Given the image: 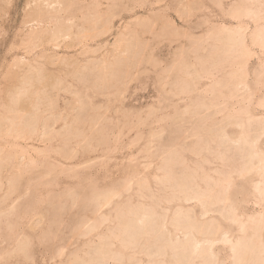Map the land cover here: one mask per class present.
<instances>
[{
  "label": "rangeland",
  "instance_id": "rangeland-1",
  "mask_svg": "<svg viewBox=\"0 0 264 264\" xmlns=\"http://www.w3.org/2000/svg\"><path fill=\"white\" fill-rule=\"evenodd\" d=\"M27 1V2H26ZM137 1V0H136ZM135 0H99V2H100V7H99V10L100 11H106L108 8L110 9V10H112V8H113V10L112 11H115V12H117V10H118V14L119 15H117V16H115L114 18H113V22H114V24H115V26L117 27V26H120V25H124L123 23H128V25H130V24H133V22H134V20L133 19H135V18H131V17H133V16H135L136 18H144V17H149V18H147V19H150L149 21L146 19V18H144V19H146L147 21H148V24L147 25H145L144 24V26H142V27H139V26H137L135 29V31L131 34V35H128L129 37H133V42L132 43H134V44H129L130 45V47H132V45H134L132 48H131V50H130V48H129V45H128V41H126L125 42V44H124V46H122L124 49H125V45L129 48L128 50H127V52H129V50H130V52L127 54V52L126 51H122L121 49H122V47L121 48H119L118 50H116L115 48H116V46H115V44H114V41H115V35H114V33H108V34H105V35H101L100 37L99 36H97V37H95L97 34L95 33V32H93V28H96V27H94L93 25H96L97 24V22H98V20H97V22H95V24L93 23V22H90V21H87L88 23H86L87 25V27L88 26H90V27H88V28H92L91 29V33H94L95 34V36L92 34V35H90L91 33H88V32H86V34H88V35H90L91 37H89L88 38V35H86L85 34V32H83L82 34L85 36H83V38L85 39H79V38H81L80 36H78L77 37V42L78 43H75V41H71V43H70V40L69 39H66L67 41L69 40V44L71 45V44H73L71 47H60V48H55V49H49L48 51H47V55L49 54L50 55V58L52 57V59L56 62H54L53 60H51L50 58V62L52 61V62H54L53 64H52V62H51V64L48 62V63H46V67H47V69H48V73H52L51 75V78L50 79H48V83L47 84H45L44 83V86H41V83L39 84V81H36L35 80V86H36V84L38 83V85H37V87H38V89H39V91L40 92H38V93H36L37 94V96H36V94L35 93H33L34 91H30V93H27V94H25L23 97H21L22 98V100H21V98H20V100L22 101V102H24L23 104V106L22 107H24V108H22L21 107V104L22 103H20V101H18V104L20 105L19 106V108L18 109H20V107L22 108V109H24V111L22 110V109H20V111L22 112V113H24L25 112V114H28V113H26L27 112V110L28 109H26L27 107L29 108V110H32V108H38L37 106H34L33 105V103L35 102L34 100H35V97H39L40 95L42 96V94H43V96H44V91H47V95H48V97H52V100L54 101L55 100V104L54 105H50V104H48V105H46L47 103H48V101H46V100H42V99H37V100H39L38 102H40V103H36L35 102V104L37 105V104H41V106H39V110L40 109H43L44 110V112L42 111V110H40V111H42V114L45 116V115H47V117H45L44 118V120L45 119H48L47 120V123H46V121H45V124H44V126L42 125H40L38 128V131H39V133H38V131H37V133H38V135H37V137H36V134L37 133H35V135H33L32 136V138H31V140L29 141V140H27V141H22V140H20L19 141V144L20 145H18L19 147H21V148H23V145L25 146V147H27V149H29L30 150V154H32L33 156H31L30 155V159L28 160V163L26 164V160L25 159H15L16 161L18 160H20L21 161V163L19 164L18 163V161L16 162V161H14L13 160V167H11V170H8V169H10V168H6L5 167V169H7V170H5L4 169V167H3V169H4V171H5V173H4V171L2 170V173H3V175L5 176L4 178H3V180L4 181H2L3 183H2V186H1V194H0V213H2L3 212V214H0V239L2 238V233L1 232H5V230L7 229V226L5 225L7 222H5V220L7 219V220H10V219H12V220H14V218H15V221H18L19 219L17 218L16 219V217L18 216V214H17V212H19L18 210H19V208H18V210H17V207H16V213H12V215L10 216V213H11V210H12V207L13 208H15V204H16V206H18V207H20V205L21 204H23V203H25V202H27L29 199H33V200H35L36 202H34L35 204H36V206H37V211H39V212H37V211H35V212H37L36 214H38V213H42V216H44V218H39V216L41 215V214H38V215H36L35 214V212H30L29 214H27L26 216H27V218L25 217V219H20L19 221H18V224L15 222V224H16V227L15 228H17L18 230L20 229V231H18V230H13L14 231V233H12L13 235H10L9 237H8V239H7V237H4L5 238V240L4 239H1V241H0V255L2 254V253H7L8 251H9V253H7V254H2V257L0 256V264H9V263H11V264H66V262L67 261H69L70 259H72L73 260V262L71 263V264H76L77 262V264H97V263H100V264H107V263H109V264H113V261L111 262L110 260L111 259H108V258H106L107 257V255H109V253L107 254L106 252H104L105 253V255H100V254H98V257H101V256H104V261L102 260V258L103 257H101V258H96L95 257V255L97 254L96 253V251H97V248L96 247H99V245H98V243H100L99 242V239L96 237V235L98 234H96L95 232L97 231V232H105V228H107V230L106 231H109V232H111V230H113L114 231V229L117 231V232H119V233H121L122 231V233H123V235H122V233H121V235H122V238H123V240H124V242L126 241V240H128V242H127V244H130L131 242V246L133 247V248H135V246H136V249H138V247L139 248H142L143 246H142V244L143 245H145V248L143 249V250H145L144 252L146 253H149L150 255H152V256H150V255H148L147 253V256H145L144 255V257H143V255H142V262L144 261H146V259L148 258V256H149V258H150V260L152 261V260H154V257L156 258V259H158L157 261H155V264H157V262H158V264H159V262H160V264H162V262L160 261L161 260V255L163 256L164 254V251L163 250H168L167 252H172L171 253V255L173 254H176L177 255V260L175 261V259H176V257L174 258L173 256V259H172V263L173 264H182V263H184V264H188V262H190L191 261V259H193L194 258V256L196 257L197 255H196V253L199 255H202L204 258V260L206 261V259L208 258H206V253H204L205 255H203V251H207V252H209V248H208V244H209V242L207 241L206 242V240H204L203 239V241L200 243V244H198L199 246H198V250L197 251H195L194 252V250H196V248H194L196 245H197V241H195L194 240V238H193V233L191 232L192 230H193V232H194V230H196V229H198V230H196V231H198V232H194V233H196V235H198V233H199V227H200V225L202 224V223H204V229H205V231H204V229L202 228V229H200L201 230V235H198V236H200V237H202L203 236V234H205V235H209V233H210V231H213V228H210V227H212V226H210L211 225V222H210V220L212 221V220H215V219H217V220H220L221 222H222V224L224 225V226H227L228 225V221L226 220L227 219V217H229V215L228 214H230L231 212L229 211V213H228V211L226 212V209L228 210L229 208H223V206H224V204H223V206L221 205V203H218L217 201H214L211 197H210V201H209V204H208V206L209 205H216V207L214 206L213 208L214 209H216L217 208V210H213V208H212V210L209 212V214H207L206 216H205V218L202 220V219H198V220H196L197 218L195 217V215H194V213H193V210L192 209H190L191 210V212L189 213V208L188 209H179V210H182V212H183V210H184V213L182 214L181 212H180V214L183 216V217H180V216H177V218L176 219H179L178 221L180 222V224L178 225L177 223L174 225V223L175 222H177L175 219H174V222H173V220L171 221L170 219V221L173 223L172 225L174 226V230L175 231H168V229L166 230V229H163V227H165L164 226V224H163V219H162V217L161 216H163V214L162 213H164V211H162L163 210V208L160 206H158V208H156V206L155 205H153V207L151 206L150 208L149 207H147V209H146V207L144 206V208L146 209H143L141 206H138V207H136V210H137V213H138V215H135L134 213H136V210H135V208H132V207H130L129 209H127L126 211H124L123 213L124 214H128L127 216H126V218H128L129 217V222L128 223H126L127 221H128V219H127V221L126 220H123L124 222H121V221H118V223H117V219L116 220H114V221H109V220H106L105 221V217H106V215H107V213H108V211H110L111 210V208L113 209V207H115V205L118 203V202H123V201H125V199L127 198L125 195H127L128 193H131L132 191V188H133V186H135V183L136 182H138V179H134V180H136V182L134 183V180H132V181H130L131 182V186H129L130 185V182L128 183V182H126L125 181V179H123V169H124V166H127L128 164H133V165H137V166H139V168H143L144 167V165H146V163H148L149 162V160H150V158L151 157H154L153 159H152V163L150 164L151 166H150V170L152 171H155V169L158 167V165H162V163L165 161V164H163V165H165L164 166V170H166V168L168 167V166H170V169H169V167L167 168V171H168V169L169 170H171V168H172V166L171 165H173L174 163L173 162H175V161H172V160H176V165L174 164L173 165V169H175V170H173L172 169V171H171V173H169L170 171H168L167 173H169L168 175L167 174H165V176H164V174L162 175L163 176V178H162V176H161V178H160V180H159V184L161 185V187H165V185H163V183L164 184H166L167 182L166 181H168L171 185H172V187H174V188H171V185L169 184V186H168V183L166 184V187L168 186L169 187V189H171L172 190V192L173 193H177L178 191H180L181 190V192L183 193V194H185V198H187V196L189 197V194H190V196H191V193H192V195H193V193H194V195H197V194H201V193H203V192H200V191H203V190H201L197 185H195V183L194 182H192V180L190 181L189 180V177L191 176V175H188L189 173H188V171H189V169L187 170V164L186 163H184L183 161H181V162H179L178 160H179V158H178V155H177V153L179 154V149H180V146L182 145L183 147L184 146H188L189 144H190V146L192 147V143H193V145H196L197 146V144L200 146V149H199V147L197 146H194L196 149L198 148L199 149V154L197 153V152H194L195 150H194V147L193 148H190L189 149V151L187 150V151H185L184 152V154H185V156H186V159H187V163L189 164V165H193L196 161H201L202 160V158H205V157H207L208 158V160H210V161H212V162H210V163H208V164H206L205 166L206 167H208V168H215V167H217V168H221V161H223L224 159L225 160H227V159H235L236 161V164H237V166L238 167H245V165H246V167L247 166H249L248 164H246V162H247V160H249L250 162H251V156H253V155H251V154H253V144H250V142H251V140H249V145H248V141H243V143H240L239 141H241L242 142V139H238L237 140V138L235 139V140H237V141H233V140H231L230 142H229V140L230 139H228V138H225V134H224V131H223V127L225 126L224 124H222V122H223V119L225 118V117H223V114L222 113H217L216 115H214V116H212V117H210V118H206V117H208V115L211 113V109H207V112H206V110H204V112L203 111H201V109H204V108H202V106H204L205 107V101L204 100H202L203 101V103H202V106L201 107H199V105H201V103H200V101H198V102H196L195 101V95L196 94H193V96H192V98H181L180 96H178V95H176V97H175V92L176 91H178L179 89H177L178 87H179V85H181V84H183L185 81L184 80H188L189 78H190V74H188L187 76L186 75H184V72H183V76H182V74H181V71L179 72V70H177V69H179V67H181V65L182 66H185L184 67V69L186 68V69H188L187 67L189 66H191V65H193L194 66V64H192V61H193V63H194V58L196 57V55H197V53H199L200 52V54L201 55H203L202 56V58L203 59H205V56L207 55L208 56V54H210L209 52L211 51V50H208V48L210 47V46H212L211 44H209V42H211L212 43V41L210 40V38H212V34H210L211 33V29L212 28H215L217 25H219V24H221L222 22L227 26L228 24L227 23H225L223 20H229V16L225 13L227 10H226V8L227 9H229L228 7H231V8H233V6L235 7V5H236V3H237V1H235V0H218L219 2H217V0H147V3H146V1H145V3H146V5H142V6H140L139 7V5L137 4V2H136ZM149 1V2H148ZM216 1V2H215ZM4 2V3H3ZM29 2V4H27ZM78 2L80 3V5H82V6H85V5H87L88 3H90L91 4V2H92V0H78ZM123 3V5L125 4L127 7L126 8H120V6H118L119 4L118 3ZM235 2V5L233 4ZM9 3V4H8ZM31 3H33L32 2V0H0V108H1V103H3L4 102V100H7V94H6V91H5V87H6V82H5V80H4V78H3V76H5V75H7V72H6V74H4V72L6 71V69L8 70L9 69V67H10V65L12 64V62H13V59H15V58H20V56L22 57V56H25L23 59H22V63L23 64H21V68L19 69V68H17L16 69V67L15 68H13V70H15V71H17L16 72V76H20L21 75V73L24 71V67L27 65V63L26 62H28V60H29V58L31 59V58H33V57H35L37 54H39L40 52H41V49L40 48H37V49H34L31 53H29V54H25V52H24V50L18 45V41H19V38H20V36L22 35V33H24V31H26L27 29H30L29 27H30V24L29 23H27V19L29 18L27 15H28V13L31 11V9L33 10L34 8H35V6L33 7V5L31 4ZM108 3V4H107ZM217 3H219V4H217ZM229 3H230V5L231 6H229ZM25 4H27V5H29V6H27V5H25ZM34 4V3H33ZM215 4V5H214ZM221 4V5H220ZM233 4V5H232ZM35 5V4H34ZM42 5V4H41ZM109 5H111V6H109ZM128 5H130V7H128ZM148 5H150V7L148 6ZM25 6H27V7H25ZM132 6V7H131ZM219 6H220V9H219ZM33 7V8H32ZM56 8H57V5L55 6ZM156 7V8H155ZM45 8H47V9H52V8H50V7H45ZM54 8V7H53ZM148 8L150 9V10H148ZM25 9V10H24ZM122 11H121V10ZM124 9V10H123ZM219 10H221V11H219ZM225 10V12H223ZM231 9H229V11H230ZM104 11V12H105ZM119 11H120V13H119ZM152 11V12H151ZM150 12V13H149ZM211 12V13H210ZM95 13V12H94ZM185 13V14H184ZM27 14V15H26ZM81 14H83V13H81ZM80 14V12L78 13V17L76 18L77 19V21H76V19L74 20L76 23H83L84 21V16L83 15H81ZM152 14V15H151ZM204 14V15H203ZM225 14V15H224ZM81 15V16H80ZM147 15V16H146ZM180 15V16H179ZM214 15V16H213ZM23 16H25L24 18H23ZM80 17V18H79ZM81 17L83 18V19H81ZM209 17V18H208ZM79 18V19H78ZM203 19V20H202ZM206 19H208V20H206ZM25 20V21H24ZM78 20H80V22L78 21ZM137 19H135V21H136ZM165 20V21H164ZM222 20V21H221ZM83 21V22H82ZM132 21V22H131ZM202 21V22H201ZM26 22V23H25ZM154 22V23H153ZM212 22V23H211ZM232 23H236V22H233V21H231ZM93 23V24H92ZM145 23H146V21H145ZM165 23V24H164ZM163 24V25H162ZM212 24V25H211ZM214 24V25H213ZM19 25V26H18ZM230 25V24H229ZM228 25V26H229ZM233 25V24H232ZM141 26V25H140ZM167 26V27H166ZM221 27H223L222 25H220ZM219 26V27H220ZM5 27V28H4ZM18 27V28H17ZM146 27H148V28H146ZM158 27V28H157ZM212 27V28H211ZM140 28V29H139ZM171 28V29H170ZM179 28V29H178ZM4 29V30H3ZM21 31H20V30ZM144 29V30H143ZM186 29V30H185ZM97 30V29H96ZM139 30V31H138ZM157 30V31H156ZM175 30V31H174ZM185 30V31H184ZM209 30V31H208ZM133 31V30H132ZM138 31V37L137 38H139L138 40H137V38H136V36H137V34H136V32ZM141 31V32H140ZM174 31V32H173ZM149 32H150V34H149ZM169 32V33H168ZM177 32V33H176ZM206 32H208V33H206ZM213 32V31H212ZM3 33V34H2ZM155 33V34H154ZM181 33V34H180ZM204 33H206V34H204ZM19 34V35H18ZM184 34V35H183ZM186 34V35H185ZM198 34H199V37H198ZM154 35V36H153ZM168 35V36H167ZM177 35V36H176ZM208 35H211V36H207ZM164 36V37H163ZM171 36V37H170ZM174 36V37H173ZM181 36H184V37H181ZM94 37V38H93ZM157 37V38H156ZM170 37V38H169ZM189 37V38H188ZM91 38V39H90ZM142 38V39H141ZM148 38V39H147ZM184 38V39H183ZM195 38V39H194ZM203 38V39H202ZM208 38V39H207ZM63 38H60V41L62 40ZM76 39V38H75ZM75 39H73V40H75ZM78 39H79V41H85V43H84V41L81 43V42H79L78 41ZM95 39V40H94ZM114 39V40H113ZM152 39V40H151ZM163 39V40H162ZM199 39V40H198ZM201 39H202V41H201ZM111 40H113V43H112V41ZM141 40V41H140ZM166 40V41H165ZM145 41V42H144ZM151 41V42H150ZM158 41H159V43H158ZM205 41V42H204ZM73 42V43H72ZM142 42V43H141ZM154 42H156V43H154ZM161 42V43H160ZM200 42V43H199ZM75 43V44H74ZM80 43V44H79ZM104 43H109V46L107 45V44H105V45H107L106 47H102V46H104L103 44ZM110 43H112V46H111V44ZM124 43V42H123ZM151 43V44H150ZM181 43H182V45H181ZM205 43V44H204ZM61 44H63V43H61ZM82 44V45H81ZM102 46H101V45ZM141 44V45H140ZM207 44V45H206ZM16 45V46H15ZM187 45V47H184V46H186ZM202 45H203V47H202ZM208 45H210V46H208ZM86 47V49H85V47ZM136 46V47H135ZM142 46V47H141ZM144 46H146V47H144ZM153 46H154V48H153ZM156 46V47H155ZM157 46H158V48H157ZM207 47V48H205V47ZM11 47V48H10ZM15 47V48H14ZM16 47H18V48H16ZM20 47V48H19ZM82 47V48H81ZM100 49H99V48ZM137 47H138V49H137ZM198 47V48H197ZM139 48H141L140 50H139ZM156 48V49H155ZM182 48V49H181ZM184 48H186V49H184ZM194 48V49H193ZM212 48V47H211ZM98 49V50H97ZM112 51H111V50ZM135 49V50H134ZM145 49V50H144ZM202 49V50H201ZM204 49V50H203ZM7 50V51H6ZM10 50V51H9ZM133 50H134V52H133ZM150 50H151V52H150ZM176 50V51H175ZM182 50V51H181ZM184 50V51H183ZM185 50H187V51H185ZM256 50H257V52H258V55H262L261 54V52H260V50L258 49V48H256ZM66 51V52H65ZM106 51V52H105ZM122 51V52H121ZM132 51V52H131ZM190 51V52H189ZM57 52V53H56ZM114 52V53H113ZM119 52H120V54H119ZM126 52V53H125ZM141 52V53H140ZM181 52V53H180ZM182 52H185L186 53V56L184 55V54H182ZM194 52V53H193ZM197 52V53H196ZM7 53V54H6ZM24 53V54H23ZM60 53V54H59ZM113 53V54H112ZM150 53V54H149ZM159 53V54H158ZM178 53V54H177ZM53 54V55H52ZM77 54V55H76ZM116 54V55H115ZM118 54V55H117ZM137 54H139L138 56H137ZM60 55V56H59ZM110 55H112V56H110ZM152 55V56H151ZM182 55V58L184 57L185 58V61H182L183 59L182 58H180L179 56H181ZM195 55V57H193ZM201 55H199V56H201ZM55 56V57H54ZM64 56H65V58H64ZM118 56V57H117ZM142 56V57H141ZM263 57H264V55H262ZM99 57V58H98ZM101 57V58H100ZM103 57V58H102ZM105 57H107L106 59H105ZM124 57L127 59V61L126 60H124ZM128 57V58H127ZM157 58V59H155V58ZM149 58V59H148ZM151 58H153V59H151ZM194 60H193V59ZM255 58V57H254ZM252 59L251 60V65L252 66H254V65H256V63H258L257 62V60H256V58L255 59ZM28 59V60H27ZM56 59V60H55ZM99 59V60H98ZM103 59H105L104 61H103ZM182 59V60H181ZM187 59V60H186ZM62 60H64V61H62ZM98 60V61H97ZM129 60H131L130 61V63H129ZM145 60V61H144ZM151 60H153V62H151L150 63V61ZM177 60V61H176ZM184 63H188V61H189V63H191V64H189L188 63V65L186 64H183V63H181V61ZM2 61V62H1ZM111 61H112V63H111ZM158 62V64L157 63H155V62ZM162 61V62H161ZM61 62V63H60ZM124 62H126V63H124ZM179 62L181 63L180 65H179ZM25 63V64H24ZM71 63V64H70ZM97 64V65H94V64ZM99 63V64H98ZM108 63H109V66H111V67H109L108 66ZM118 63H120V64H118ZM132 63V64H131ZM155 63V64H154ZM175 63V64H174ZM86 64V65H85ZM105 64V65H104ZM106 64H107V66L108 67H106ZM111 64V65H110ZM156 65V66H151V65ZM74 65H76L75 67H74ZM85 65V66H84ZM90 65V66H89ZM101 65H103V66H101ZM116 65H117V67H116ZM129 65V66H128ZM179 65V66H178ZM204 65H206V64H204ZM23 66V67H22ZM92 66H94V67H92ZM105 66V68L103 69V67ZM113 66L115 67V68H113ZM131 66V68H129ZM134 66H135V68H134ZM138 66V67H137ZM167 66V67H166ZM193 66H191V67H193ZM74 67V68H73ZM90 67H92V68H90ZM101 67V68H100ZM118 67H120V68H118ZM128 67V68H127ZM137 67V68H136ZM153 67V68H152ZM175 67V68H174ZM94 68V69H93ZM106 68H107V70H106ZM164 68V69H163ZM73 69V70H72ZM96 69V70H95ZM128 69V70H127ZM133 69V70H132ZM140 69V70H139ZM142 69V70H141ZM144 69V70H143ZM147 69H148V71H147ZM167 69H169L168 71H167ZM181 69H183L182 67H181ZM186 69H185V73H186ZM190 69V68H189ZM188 69V70H189ZM193 69V68H192ZM118 72H117V71ZM128 71V72H125V71ZM158 70V71H157ZM227 70H229L228 68H226L225 69V71H223V72H220L219 74H218V76L219 77H222L223 76V73L224 72H226ZM77 71V72H76ZM92 71H93V74H92ZM95 71V72H94ZM115 71V72H114ZM132 71V72H131ZM71 72V73H70ZM112 72V73H111ZM139 72V73H138ZM63 73H64V75H63ZM70 73V74H69ZM82 73V74H81ZM103 73V74H102ZM105 73V74H104ZM115 73V74H114ZM132 73V74H131ZM159 74V75H156V74ZM163 73V74H162ZM2 74H4V75H2ZM32 73H27V75H30L31 77L33 76V78L34 77H37V75H35L34 73L31 75ZM87 74H88V76H87ZM137 74V75H136ZM140 74V75H139ZM187 74V73H186ZM134 75H136V76H134ZM60 76V77H59ZM91 76H92V79H90L91 78ZM110 76V77H109ZM111 76H112V78H111ZM192 76V75H191ZM73 77V78H72ZM100 79H99V78ZM103 77V78H102ZM128 77V78H127ZM132 77V78H131ZM135 77H137V78H135ZM59 78V79H58ZM110 78V79H109ZM129 78H130V80H129ZM135 78V79H134ZM160 78V79H159ZM58 79V80H57ZM60 79L61 80H64V81H60ZM90 79V80H89ZM104 79H106V80H104ZM172 79H174V80H172ZM88 80V81H87ZM112 80H114V81H112ZM126 80V81H125ZM127 80H128V82H127ZM158 80V81H157ZM52 81V82H51ZM58 81H60V82H58ZM80 81H81V83H80ZM95 81V82H94ZM107 82V85H103V84H105L106 82ZM130 81V82H129ZM37 82V83H36ZM82 82H83V85H82ZM90 82V83H89ZM102 82V83H101ZM113 82V83H112ZM117 82V83H116ZM125 82L128 84H125ZM146 82V83H145ZM155 82V83H154ZM166 82V83H165ZM168 82V83H167ZM53 83H56V85L54 86V84ZM108 83L110 84V85H108ZM120 83H122V85H121V87H119V88H121L122 89V91H121V89L119 90L117 87L118 86H120ZM152 83H153V86H151L152 85ZM171 83V84H170ZM5 84V86H3ZM58 84V85H57ZM68 84H70V85H68ZM102 86H100V85ZM161 84H163V85H165V86H161ZM169 84H170V87H169ZM40 85V86H39ZM45 85H46V87H45ZM84 85L86 86L85 87V89H84ZM93 85H94V87H93ZM111 85H115V86H117L116 88L115 87H112ZM160 85V86H159ZM2 86V87H1ZM35 86L33 87V90L35 89ZM69 86V87H68ZM83 86V87H82ZM89 86V87H88ZM100 86V87H99ZM104 86V87H103ZM123 86V87H122ZM157 86V87H156ZM43 87H44V90L42 91V89H43ZM49 87V88H48ZM53 87V88H52ZM58 87V88H57ZM67 87V88H66ZM80 87H82L81 89H80ZM161 87H163V88H161ZM168 87H169V89H168ZM176 88V90L174 89V88ZM46 88V89H45ZM67 90H66V89ZM90 88H92V89H90ZM96 88V89H95ZM142 88V89H141ZM180 88V87H179ZM32 89V88H31ZM59 89V90H58ZM79 89H80V92H79ZM103 89V90H102ZM124 89V90H123ZM155 89H157V90H155ZM167 89L168 90H171L170 92H166L167 91ZM174 89V90H173ZM48 90H50V91H48ZM53 92H52V91ZM63 90H66V92L65 91H63ZM86 90V91H85ZM108 90V91H107ZM112 90V91H111ZM126 90V91H125ZM136 90V91H135ZM63 91V92H62ZM75 93H74V92ZM80 93H78V92ZM117 91H120V92H118L117 93ZM158 91V92H157ZM162 91V92H161ZM165 91V92H164ZM175 91V92H174ZM42 92V93H41ZM86 92V94H83V93H85ZM93 92H94V95H95V97L93 96ZM110 92H111V94H110ZM116 92V93H115ZM122 92H124L123 94H121ZM174 92V93H173ZM33 93V94H32ZM74 93V94H73ZM104 93H107V94H105L104 96L105 97H103L102 95L104 94ZM172 93V94H171ZM58 94V95H57ZM102 94V95H101ZM28 95V96H27ZM32 95H34V96H32ZM57 95V96H56ZM85 95H87V97L85 96ZM114 95L116 96L117 95V97H114ZM121 95V96H120ZM127 95V96H126ZM159 95H161V96H159ZM172 95H173V97H172ZM3 96V97H2ZM42 96V97H43ZM46 96V95H45ZM61 96V97H60ZM81 96V97H80ZM113 96V97H112ZM83 97V98H82ZM91 97V98H90ZM118 97H120V98H118ZM157 97V98H156ZM25 98H26V100H25ZM57 98V99H56ZM70 98V100H66V99H69ZM90 98V99H89ZM113 98H116V100L115 99H113ZM152 98V99H151ZM75 101H74V100ZM105 99V100H104ZM114 101H113V100ZM118 99H120V100H118ZM166 99V100H165ZM3 100V101H2ZM73 102H72V101ZM86 100V101H85ZM163 100V101H162ZM91 101V102H90ZM102 101V102H101ZM121 101V102H120ZM67 102V103H66ZM97 102L98 103H100L101 105H98L97 104ZM42 103H44V104H42ZM68 103H69V105H68ZM103 103H105V104H103ZM121 103V104H120ZM174 103V104H173ZM17 104V103H16ZM18 104L17 105H15V106H18ZM31 104V106H29ZM67 104V105H66ZM71 104V105H70ZM87 104V105H86ZM90 104L93 106V108L90 106ZM117 104H118V106H117ZM171 104H173V105H171ZM189 104V105H188ZM204 104V105H203ZM26 105H27V107H26ZM33 105V106H32ZM46 105V106H45ZM56 105V106H55ZM81 105V106H80ZM83 105H85V108H84V106ZM104 105V106H103ZM157 105V106H156ZM177 105V106H176ZM197 107H196V106ZM55 106V107H54ZM70 106H72V107H70ZM97 106L99 107L98 109H97ZM100 106H101V108H100ZM110 106V107H109ZM155 106H156V108H155ZM183 106V107H182ZM32 107V108H31ZM50 107V108H49ZM79 107H80V109H79ZM91 107V108H90ZM115 107H117V108H115ZM152 107H153V109H152ZM4 108V107H3ZM17 108V107H16ZM74 108V109H73ZM113 108H115V110L113 109ZM122 108V109H121ZM130 108V109H129ZM173 108H175V109H173ZM186 108H187V110L189 109V112H190V114H189V112L186 110ZM65 109V110H64ZM84 109V110H83ZM85 109H87V110H85ZM123 109H125V110H123ZM176 109H178L177 111H176ZM186 110L187 111V113L185 114V113H183L182 114V111L181 110ZM191 109H193V110H191ZM198 109H199V111H198ZM3 110H5V109H3ZM28 110V111H29ZM50 112H49V111ZM55 110V111H54ZM60 110V111H59ZM116 110H118V111H116ZM127 110V111H126ZM151 111V112H149V111ZM175 110V111H174ZM39 111V112H40ZM65 111V112H64ZM109 111V112H108ZM114 111H116V112H114ZM147 111H148V113L149 114H153V115H149V117H147V115H148V113H147ZM174 111V112H173ZM183 111V112H184ZM60 112V113H59ZM79 112H80V114H79ZM83 112V113H82ZM86 112V113H85ZM144 112V113H143ZM179 112H181V113H179ZM202 112V113H201ZM12 113V112H11ZM10 113V114H11ZM17 113V112H16ZM47 113V114H46ZM53 113V114H52ZM70 113V114H69ZM103 113H105L104 115H103ZM107 113V114H106ZM163 113V114H162ZM176 113V114H175ZM205 113V114H204ZM9 114V113H8ZM20 114V113H19ZM41 114V115H42ZM59 114V115H58ZM62 116H61V115ZM68 114H69V116H68ZM83 114H85V116L83 115ZM93 114H95V116L93 115ZM102 114V115H101ZM135 114V115H134ZM146 114V115H145ZM170 114V115H169ZM172 114H174V115H172ZM12 115V114H11ZM42 115V116H43ZM79 115V116H78ZM89 115V116H88ZM91 115V116H90ZM138 115V116H137ZM164 115V116H163ZM178 115V116H177ZM192 115V116H191ZM264 115V114H263ZM262 114H261V116H263ZM23 116H27V115H23ZM28 116H29V114H28ZM43 116V117H44ZM81 116V117H80ZM83 116H84V120H83ZM106 116V117H105ZM109 116V117H108ZM111 116V117H110ZM127 116V117H126ZM166 116V117H165ZM174 116V117H173ZM257 116V115H256ZM259 116H260V114H259ZM258 116V117H259ZM259 117V119L260 118H262V117ZM50 117V118H49ZM56 117V118H55ZM61 117V118H60ZM88 117V118H87ZM95 117V118H94ZM98 117V118H97ZM136 117H138V119L136 118ZM157 117V118H156ZM195 117V118H194ZM258 117H256V118H258ZM77 120H75V119ZM87 118V119H86ZM99 118H100V120H99ZM107 118H108V120H107ZM127 118V119H126ZM137 120H136V119ZM154 118H155V120H154ZM159 118H161V119H159ZM176 118V119H175ZM184 118H186V119H184ZM187 118H188V120H187ZM54 119H56V120H54ZM62 119V120H61ZM65 119V120H64ZM73 119V120H72ZM97 119V120H96ZM132 119V121H130ZM145 119V120H144ZM157 119H158V121H157ZM180 119V120H179ZM228 117H226L225 118V121L224 122H226V124L227 123H229L228 122ZM232 119V120H231ZM255 119V118H254ZM253 119V120H254ZM259 119H255L254 121L257 123V121L256 120H258V121H260ZM263 119H264V117H263ZM89 120V121H88ZM107 120V121H106ZM111 120V121H110ZM177 120V121H176ZM230 120L231 121H233L234 120V118H230ZM252 119H250V122L249 121H247V125H251V126H255L254 128L252 127V129H255V128H257V124L259 125L258 127L259 128H257V129H255L256 131L259 129V131L257 132V134H259L262 130H261V126H260V123L258 122L257 124H253V121ZM54 121H56V122H54ZM60 121V122H59ZM63 121V122H62ZM69 121H71V123H72V121H73V123L72 124H70V122ZM75 121H76V123H75ZM86 121V122H85ZM100 123H99V122ZM136 121H139V122H136ZM154 121V122H153ZM182 121V122H181ZM187 121V122H186ZM222 121V122H221ZM77 122H78V124H81L82 122H84V124L82 125V126H78V124H77ZM108 122V123H107ZM116 122H117V125H115L116 124ZM119 122V123H118ZM157 122V123H156ZM213 122L215 123V125L216 126H212V125H214L213 124ZM223 122V123H224ZM56 123V124H55ZM61 123V124H60ZM65 123H69L68 125H69V127H68V125L67 124H65ZM104 123V124H103ZM123 123H126V124H124L123 126H121ZM128 123V124H127ZM141 123V124H140ZM219 123V124H218ZM253 125H252V124ZM46 124H48V125H46ZM54 124V128H56L55 130H57L58 128H59V130H58V132L56 131L55 133H58V134H56L57 136H53L52 135V133L54 134V132H50V129H54L53 128V125ZM75 124H76V126H75ZM92 124V125H91ZM221 124V125H220ZM66 125H67V127H68V129H67V127H66ZM163 125V126H162ZM249 125V127H251ZM59 126V127H58ZM73 126H75V128H76V130H75V128L72 127ZM79 128H81V129H83V130H81V129H79ZM84 126V127H83ZM89 127L88 129H87V127ZM92 126V127H91ZM106 126H107V128H106ZM115 126V127H114ZM121 126V127H120ZM140 126V127H139ZM162 126V127H161ZM181 126V127H180ZM199 126V127H198ZM218 126V127H217ZM44 127V128H43ZM58 127V128H57ZM62 127V128H61ZM64 127V128H63ZM66 127V128H65ZM83 127V128H82ZM98 127V128H97ZM118 127V128H117ZM158 127H160V129L158 128ZM176 127H177V129H176ZM221 127V128H220ZM71 128V129H70ZM99 129V130H97V129ZM131 128V129H130ZM161 128H162V130H161ZM180 128V129H179ZM216 128V129H215ZM46 129V130H45ZM207 129H209V130H207ZM214 129L217 131V133H218V135H217V133H216V131L214 132ZM220 131H219V130ZM221 129H222V131H221ZM251 128H250V130H252ZM73 130V131H72ZM84 130H86V131H84ZM117 130H119V134H118V132H116ZM157 130V131H156ZM161 130V131H160ZM165 130V131H164ZM188 130H189V132H188ZM226 130L228 131V132H238L240 129L238 128V127H236V126H227V128H226ZM41 131L43 132V131H45V132H43L44 134H46V133H50L49 134V136L46 134V139H45V137L44 136H42V134H41ZM52 131V130H51ZM54 131V130H53ZM64 131V132H63ZM80 131V132H79ZM82 131H84V132H82ZM107 131V132H106ZM109 131V132H108ZM129 131V132H128ZM137 131V132H136ZM148 131V132H147ZM154 131H156V132H154ZM180 131V132H179ZM186 131V132H185ZM211 131V132H210ZM254 131V130H253ZM59 132H60V134H59ZM63 132V133H62ZM95 132V133H94ZM99 132V133H98ZM101 132V133H100ZM150 132V133H149ZM213 132V134H212V136H211V139L212 140H209V144H206L207 146H205L204 144V142H206V140H207V138H209L208 137V135H210L211 133ZM223 134H222V133ZM65 133V134H64ZM89 133V134H88ZM127 133V135H125ZM135 135H134V134ZM141 133H142V135H141ZM158 133H160V134H158ZM199 133V134H198ZM216 133V134H215ZM220 133V134H219ZM255 133V131L254 132H250V134H254ZM103 135L102 137L100 136V135ZM110 134V135H109ZM122 134V135H121ZM148 134V135H147ZM158 134V135H157ZM206 134V135H205ZM256 134V133H255ZM58 135H60V137L62 136V138H60ZM67 135V136H66ZM79 135V136H78ZM88 135V136H87ZM115 135V136H114ZM151 135V136H150ZM152 135H155V136H152ZM164 135V136H163ZM217 137H216V136ZM39 136H40V138H42V140L39 138ZM55 138V139H52L53 137ZM65 136V137H64ZM70 136V137H69ZM72 136V137H71ZM78 136V137H77ZM82 136V137H81ZM113 136V137H112ZM138 138H137V137ZM189 136H191V137H189ZM197 136V137H196ZM50 138V141H49V139H47V138ZM66 137H69V139L71 138V139H73V140H71V141H69ZM87 137V138H86ZM116 137V138H115ZM118 137V138H117ZM153 137V138H152ZM176 137H179V138H177L176 140L178 141V143H180L181 141V145L179 144V145H177V146H173V147H170V148H165L164 147V144L166 145L170 140H173L174 138H176ZM33 138H35L34 140L35 141H33L32 142V140H33ZM36 138H38L37 140H36ZM58 138H60L59 140H58ZM64 138H66L65 140L66 141H63L64 140ZM161 138H164V139H161ZM63 139V140H62ZM96 139L98 140V141H96ZM106 139V140H105ZM135 139V140H134ZM140 139V140H139ZM228 139V140H227ZM48 140V141H47ZM84 140V141H83ZM138 140V142H136ZM59 141V142H58ZM82 141V142H81ZM91 141V142H90ZM94 141H95V143L97 142L98 144H94ZM212 141V142H211ZM233 141V142H232ZM27 142V143H26ZM62 142H68L67 143V145H68V148H69V146H70V148H69V151H68V149L66 150L65 149V147L66 146H64V149L61 147V145H65V144H63ZM71 142V143H70ZM106 142V143H105ZM197 143V144H195V143ZM232 142V143H231ZM235 142V143H234ZM245 142V143H244ZM261 142L262 143H264V134L262 135V137H261ZM73 143H75V144H73ZM86 143V144H85ZM88 143H90V144H88ZM101 143V145H99ZM109 143V145H107ZM134 143V144H133ZM252 143V142H251ZM30 145L31 146V148H32V146H35V147H38V148H45L43 151H45L46 150V152H47V155L48 156H45L44 157V159L43 158H41L40 160L39 159H37L38 157H39V154L37 155V154H35V153H38V152H34V150L36 149H38V148H35L34 149V147H33V149L34 150H31V148L30 147H28L27 145ZM61 144V145H60ZM79 144V145H78ZM160 144V145H159ZM221 146H219V145ZM246 144V145H245ZM57 145V146H56ZM133 147H132V146ZM146 146V150L144 149L145 147L144 146ZM213 145V146H212ZM60 146V147H59ZM106 146V147H105ZM155 148H154V147ZM161 146V147H160ZM231 146V147H230ZM237 146V147H236ZM53 147H54V153H53ZM59 147V148H58ZM75 147V148H74ZM112 147H113V150H112ZM121 147V148H120ZM140 147V148H139ZM164 147V148H163ZM207 147L210 149H207ZM244 147V148H243ZM50 148V149H49ZM56 148V149H55ZM60 148H62V150L64 151V150H66L65 152H63L64 154H65V156H63V153L61 152V154H60V151H62V150H59ZM67 148V147H66ZM73 148V149H72ZM81 148V149H80ZM88 148V149H87ZM94 148V149H93ZM110 148V149H109ZM115 148V149H114ZM226 148V149H225ZM49 149V150H48ZM59 151H58V150ZM86 149V150H85ZM91 151H90V150ZM93 149V150H92ZM105 149V150H104ZM120 149V150H119ZM191 149L193 150V152H194V154L193 153H191L192 151H191ZM203 149V150H202ZM207 149V150H206ZM214 150V152H218L217 154H219V152H220V154L219 155H223L222 156V158H223V160H219V159H222V158H219V159H217V155L214 153L213 154V152L212 153H209L210 151H213ZM219 149L221 150V151H219ZM250 150V152L248 151V153H249V157L247 156L246 157V154H247V150ZM42 150H40V149H38V151H42ZM70 150H72V152L70 151ZM89 150V151H88ZM141 150V151H140ZM144 150H145V152H144ZM205 150V151H204ZM216 150H218V151H216ZM100 151H101V153H100ZM140 151V152H139ZM154 151V153H152L153 154V156H149V154H151V152H153ZM167 151V152H166ZM174 151V152H173ZM207 151V152H206ZM34 152V153H33ZM56 152V153H55ZM58 152V153H57ZM67 152V153H66ZM71 154H73L74 152H75V154L76 155H71ZM83 152V153H82ZM103 152H105V153H103ZM112 152V153H111ZM139 152V153H138ZM175 154L176 153V155H174L173 153ZM225 152V153H224ZM53 153V154H52ZM164 153V154H163ZM195 153H197V154H195ZM222 153V154H221ZM251 153V154H250ZM67 154V155H66ZM106 154V155H105ZM36 155V156H35ZM50 155V156H49ZM104 155V156H103ZM130 155V156H129ZM145 155H147V158H146V156ZM161 155V156H160ZM163 155H164V157H163ZM232 155V156H231ZM251 155V156H250ZM63 157V158H60V157ZM67 156H70L69 158L67 157ZM141 156H143V158L141 157ZM145 156V157H144ZM160 156V157H159ZM170 156V157H169ZM171 156H172V158H171ZM175 156H176V159H175ZM202 156H204V157H202ZM64 157H66V158H68V159H70V160H66V158L64 159ZM72 157V158H71ZM108 159H107V158ZM128 157H129V159H128ZM141 157V158H140ZM148 157H150V158H148ZM159 157V158H158ZM200 157V158H199ZM238 157V158H237ZM102 158H104V160H102ZM139 158V159H138ZM169 158H170V163H173V164H170L169 165V161H166L167 159L169 160ZM213 158H215V159H213ZM241 158V159H240ZM33 159H34V161H33ZM35 159H36V162H35ZM43 159V160H42ZM134 159V160H133ZM159 159V160H158ZM161 159V160H160ZM254 159H255V157H253V161H254ZM23 160V161H22ZM72 160V161H71ZM106 160H108V161H106ZM122 160V161H121ZM156 160V161H155ZM242 160V161H241ZM243 160H245V161H243ZM26 161V162H25ZM46 161V162H45ZM79 161H80V163H79ZM163 161V162H162ZM189 161H191V162H189ZM248 161V162H249ZM14 162L15 163H17V165L19 166V169H16V168H18V166L15 164L14 165ZM23 162H24V164H23ZM31 162H33V163H31ZM35 162V163H34ZM57 164H56V163ZM141 162H143V163H141ZM146 162V163H145ZM166 162H168L167 164H166ZM242 162V163H241ZM46 163V164H45ZM50 163V164H49ZM59 163H61V164H59ZM141 163V164H140ZM193 163V164H192ZM212 163V164H211ZM214 163V164H213ZM245 163V164H244ZM39 164V165H38ZM55 164V165H54ZM65 164V165H64ZM102 164V165H101ZM121 164V165H120ZM179 166H178V165ZM244 164V165H243ZM26 165V166H25ZM47 165V166H46ZM53 165H54V169H53ZM57 165V166H56ZM84 165V166H83ZM99 165V166H98ZM123 165V166H122ZM166 165H168V166H166ZM17 166V167H16ZM22 166V167H21ZM32 166H33V168H32ZM41 166V167H40ZM50 166H52L51 167V169L49 168ZM59 166V167H58ZM61 166H63V167H61ZM66 166V167H65ZM75 166V167H74ZM79 166V167H78ZM105 166V167H104ZM115 166V167H114ZM184 166V167H183ZM16 167V168H15ZM60 167H61V169H60ZM96 167V168H95ZM166 167V168H165ZM176 167V168H175ZM178 167V168H177ZM14 168V169H13ZM45 168V169H44ZM47 168H49L51 171H52V169L53 170H55L54 171V174L51 172V174H50V170L49 171H47L48 169ZM68 168V169H67ZM73 168V169H72ZM102 168V169H101ZM59 171H58V170ZM67 169V170H66ZM75 169V170H74ZM181 169V170H180ZM34 172H33V171ZM37 170H39L38 172H37ZM61 170V171H60ZM183 170V172H181ZM184 170H185V172H187V175L186 176H184L186 173H184ZM21 174H19L18 172ZM30 171V172H29ZM42 171H44V172H42ZM64 171H65V173H64ZM72 171V172H71ZM73 171H75V174L77 173V175H73ZM108 171V172H107ZM173 171L174 172H176V173H179V174H177V176L175 175L176 173H173ZM250 171H251V173H250ZM249 171V176L248 175H245L244 177H237V176H234L233 175V177H235V185H234V187H233V189H232V191H234V195H235V197L236 198H238L239 200L243 197V195H244V197L246 196L247 198H248V200L249 199H251L252 198V192H253V185H254V182H256V181H258V175L256 174V173H254V172H252V169ZM15 174H14V173ZM28 172V173H27ZM67 172V173H66ZM71 172V173H70ZM165 172V171H164ZM16 173H17V176L16 177H18V175H19V180L17 179V178H15V175H16ZM57 174V176H55L56 174ZM121 173V174H120ZM159 174H161V172H158ZM166 173V172H165ZM172 173H173V175H172ZM7 174L9 175V176H7ZM32 174V175H31ZM104 174L106 175V176H104ZM183 176H182V175ZM254 174V175H253ZM10 175H12V176H14V180H18V182H16L15 183V185H19L20 184V188L18 187V189H20L21 191H22V188H23V191H25V192H23V194H20L19 192H21L20 190H17L16 188H17V186L15 187V189H16V192L17 193H19L18 195H17V193H14L15 192V190H13L14 192V194L12 193L11 194V192H12V190H8V191H10L9 193H7L6 191H7V187H5V184H7L6 182H7V178H9V177H11ZM44 175V176H43ZM54 175V176H53ZM88 175V176H87ZM166 175L168 176V177H166ZM172 175V176H171ZM7 176V177H6ZM51 176V177H50ZM108 176V177H107ZM140 176V178L142 177V174H140L139 175ZM181 176L183 177V178H181ZM30 177V178H29ZM50 177V178H49ZM57 177V178H56ZM106 177V178H105ZM166 178V180H165V178ZM173 177V178H172ZM180 178L181 179V181H179V182H177L178 183V185H177V183L176 182H174L177 178ZM186 177L188 178V181H189V183H188V181H186L187 179H186ZM6 178V179H5ZM22 178V179H21ZM38 178V179H37ZM42 178V179H41ZM91 178H92V180H91ZM99 178V179H98ZM102 178H104L103 179V181H101V179ZM118 178V179H117ZM122 178V179H121ZM139 178V177H138ZM139 178V179H140ZM171 178H172V182H170V180H171ZM191 178H193L192 176H191ZM248 178H250V179H248ZM45 179V180H44ZM55 179H57L58 181V183H56V182H52V181H55ZM90 179V180H89ZM96 180V182H95V180ZM120 179V180H119ZM162 179V180H161ZM179 179V180H180ZM120 182H122L123 184H125V183H127L126 185H128V187H130V188H127L128 189V191L127 192H125L124 193V195H122V196H120V197H118V196H116V197H114L115 199L113 200V202L112 203H110V202H108V204L106 203L104 206V208L103 209H100V211L98 210V209H96L95 208V210L93 209L94 208V206H96V205H98L99 203H97V201H99V199L101 198V197H103V195L101 196L100 194H98L100 191H102V192H100L101 194H103L107 189L106 188H104V186L105 187H108L109 188V186H112V185H114L115 184V182L116 183H118L119 181ZM164 180H165V182H164ZM178 180V179H177ZM214 180V179H213ZM22 181V182H21ZM39 181V182H38ZM47 182V184H46V182ZM89 181V182H88ZM92 182V184H91V182ZM162 181V182H161ZM182 181H184V182H182ZM195 181V180H194ZM211 179H210V183H211ZM19 182H21L22 184H24V185H22L21 183H19ZM42 184H41V183ZM43 182H45V183H43ZM79 182V183H78ZM88 182V183H87ZM101 182V183H100ZM173 182H174V184H173ZM252 182V183H251ZM5 183V184H4ZM40 183V184H39ZM57 185H55V184ZM78 183V184H77ZM98 183H100V184H98ZM180 183H183V184H180ZM188 183V184H187ZM251 183V184H250ZM29 184V185H28ZM35 184H37V186H38V190H36L35 191V189H36V187L37 186H35L34 187V185ZM45 184V185H44ZM49 184V185H48ZM88 185V186H86V185ZM111 184V185H110ZM186 184H187V188H188V190H187V188H186ZM189 184L191 185V186H189ZM192 184H193V186H192ZM213 184H215V181H213ZM243 184V185H242ZM24 186V187H22V186ZM30 185H32V186H30ZM65 185V186H64ZM81 185V186H80ZM83 185V186H82ZM96 185H99V186H96ZM176 185H177V187H176ZM179 185H180V187H182L183 189H181L180 187H179ZM183 185V186H182ZM184 185H185V187H184ZM248 185H250V186H248ZM6 186H8V184L6 185ZM26 186H28V188L26 187ZM93 186V187H92ZM194 186H195V188H194ZM5 187V188H4ZM31 187L32 188H34V189H31ZM63 187V188H62ZM76 187V188H75ZM96 187H102V189L100 188V190L98 189L97 190V192H96ZM127 187V186H126ZM153 187L154 188H156V190H152V192H151V194L150 195H152V193H154L151 197H152V199H156V197H158L160 194L161 195H163V194H165V190L164 191H159V190H157V188L159 187H157L156 185H155V183L153 184ZM165 187V188H166ZM175 187L177 188V189H175ZM190 187V188H189ZM199 188V191H197V192H195L196 190H198V188ZM251 187H253L252 189H251ZM91 188V189H90ZM96 188V189H95ZM178 188H180L179 190H178ZM186 188V189H185ZM213 188H216V187H213ZM244 188V189H243ZM246 188V189H245ZM25 189V190H24ZM50 189H52V190H50ZM79 189V190H78ZM90 189V190H89ZM130 189V190H129ZM159 189V188H158ZM169 189H166L167 190V192L168 193H170V190ZM26 190H28V191H26ZM32 190H33V192H35V194L38 196V197H36V195H35V197H34V193L32 192ZM75 190V191H74ZM175 190H177V192H175ZM185 190V193L183 192ZM190 190H191V192H190ZM192 190H195V191H193L192 192ZM215 190V189H214ZM217 190V191H216ZM216 192L215 191H213L214 192V194L215 193H220L221 195H223L222 193H221V189H217L216 188ZM241 190V191H240ZM252 190V191H251ZM53 191V192H52ZM70 191V192H69ZM77 191V192H76ZM104 191V192H103ZM154 191V192H153ZM188 191V192H187ZM211 191H212V189H211ZM220 191V192H219ZM21 192V193H22ZM89 192H91V194L92 195H90V193ZM158 192H159V195H158ZM166 192V194L168 195V193ZM181 192H178V193H181ZM186 192L188 193V195H186ZM190 192V193H189ZM212 192V193H213ZM8 194V196L9 197H6V195H2V194ZM25 193V194H24ZM39 193H40V195H39ZM67 193V194H66ZM181 193V195H183ZM197 193V194H196ZM251 193V194H250ZM47 194V195H46ZM75 194V195H74ZM96 194V195H95ZM107 193H105V195H106ZM131 194H133V193H131ZM219 194V195H220ZM240 194V195H239ZM247 194H249V195H247ZM12 195V196H11ZM20 195V196H19ZM25 195V196H24ZM42 195V196H41ZM44 195V196H43ZM104 195V196H105ZM242 195V196H241ZM17 196H19V197H17ZM33 196V197H32ZM53 196V197H52ZM87 196V197H86ZM98 196H99V199H98ZM101 196V197H100ZM12 197V199H10L9 200V198H11ZM28 197H30V198H28ZM124 197H125V199H124ZM183 197H184V195H183ZM205 197V196H204ZM7 198V199H6ZM17 198V200H15ZM38 198L40 199V200H38ZM82 198V199H81ZM208 198L209 197H205V199H207L208 200ZM246 198V199H247ZM5 200V201H2V200ZM22 199V200H21ZM133 199H135V195L133 196ZM11 200H12V202H14L13 203V206L10 208V210H8V206L10 207L11 205H12V202H11ZM66 200V201H65ZM71 200V201H70ZM92 200H94V202L92 201ZM95 200H97V201H95ZM149 200V198H147V199H142V200H140V201H144V202H147ZM9 203H8V202ZM69 201H70V203H69ZM202 201H204L205 202V204L207 205V201L206 200H202ZM212 201V202H211ZM242 201V202H241ZM240 201V205L242 204V206L244 207V208H246L247 210H251V208H252V203L249 201V202H247L246 203V201H243V200H241ZM20 202V203H19ZM43 202V203H42ZM120 202V203H121ZM204 202H203V204H204ZM218 203V204H215V203ZM78 203V204H77ZM109 203H110V205H109ZM116 203V204H115ZM133 203H136V202H133ZM56 204H57V206H56ZM75 204V205H74ZM96 204V205H95ZM113 204H114V206H113ZM219 204H220V206H219ZM249 204V205H248ZM44 205V206H43ZM48 205V206H47ZM175 205V204H174ZM174 205L172 206V208H171V210H170V212L171 211H176V212H178L177 210H173V209H175L174 208ZM192 205H194V203H186V207H189L190 206V208L191 207H193ZM206 205H205V207H206ZM218 205V206H217ZM70 206V207H69ZM117 206V205H116ZM154 206H155V208H156V210H154ZM207 206V207H208ZM227 206V205H226ZM7 207V209H4V208H6ZM39 207V208H38ZM74 207V208H73ZM140 207V208H139ZM225 207V206H224ZM56 208V209H55ZM62 208V209H61ZM152 208H153V210H152ZM209 208H211L210 206H209ZM218 208H220V210L222 209V211L223 212H221ZM2 209H4L3 211H2ZM39 209V210H38ZM50 209V210H49ZM59 209V210H58ZM61 209V210H60ZM109 209V210H108ZM133 210L134 209V211H129V210ZM144 210V211H139L141 214H139V212H138V210ZM158 209V210H157ZM7 210H8V212H7ZM13 210H15V209H13ZM84 210V211H83ZM94 210V211H93ZM149 212H148V211ZM161 210V211H160ZM200 210V208L198 207V206H196L195 207V211H199ZM6 212V214H8V215H6L5 214V212ZM9 211H10V213H9ZM114 210H111L110 212L113 214L114 212H113ZM146 211L148 212V213H146ZM151 211H152V213L153 214H155V215H153L152 213H151ZM154 211V212H153ZM157 211V212H156ZM158 211H160V213L161 214H157V213H159ZM215 211H217V212H215ZM218 211H220V212H218ZM60 212V213H59ZM91 212V213H90ZM92 212H94V213H92ZM213 212V213H212ZM215 212V213H214ZM32 213V214H31ZM63 213V214H62ZM132 213V214H131ZM136 213V214H137ZM144 213H145V215H144ZM173 213V212H172ZM218 213L220 214V215H218ZM17 214V215H16ZM35 214V215H34ZM55 214V215H54ZM104 214V215H103ZM150 214V215H149ZM156 214L158 215V216H156ZM174 214H177V213H173V214H171L170 215V218H172L171 216H173ZM187 214V216H190L191 217V219H190V217H187L186 218V215ZM193 214V215H192ZM49 215V217H47ZM130 215H131V217H130ZM161 215V216H160ZM178 215V214H177ZM4 216V217H3ZM9 216V217H8ZM29 216V217H28ZM32 216V217H31ZM36 216V217H35ZM52 216V217H51ZM57 216H58V218H57ZM103 216V217H102ZM223 216H224V218H226L225 219V221L223 220ZM1 217H3V218H1ZM8 217V218H7ZM19 218H21L20 216H18ZM90 217V218H89ZM160 217V218H159ZM174 217H176V215H174ZM185 217V218H184ZM211 217V218H210ZM215 219H214V218ZM33 220H32V219ZM53 218V219H52ZM89 218V219H88ZM101 218V219H100ZM104 218V219H103ZM146 218V219H145ZM181 218H182V220H181ZM213 218V219H212ZM26 219H28V220H26ZM40 219V220H39ZM48 219V220H47ZM86 219H87V221H86ZM91 219V220H90ZM94 219V220H93ZM157 219V220H156ZM160 219H162V220H160ZM173 219V218H172ZM185 219V220H184ZM31 220H32V222H31ZM47 220V221H46ZM90 220V221H89ZM96 220V221H95ZM98 220V221H97ZM101 220H102V222H103V224H100L99 226H98V229L93 233H91L90 232V229H92L93 228V226H94V224L95 223H99V222H101ZM111 220V219H110ZM147 220V221H146ZM184 220V221H183ZM186 220H189V221H187L186 222ZM191 220V221H190ZM192 220H194L193 222H192ZM200 220H202L203 222L201 223V221ZM206 220V221H205ZM21 221H22V223L23 224H21ZM26 221H28V223L26 222ZM30 221V222H29ZM51 221V222H50ZM105 221V222H104ZM108 221V222H107ZM159 221V222H158ZM198 221H200L199 223H198V228H194V225H195V223ZM227 221V222H226ZM95 222V223H94ZM121 222V223H120ZM135 222V223H134ZM142 222V223H141ZM155 222H157V226L155 225ZM178 222V223H179ZM184 222V223H183ZM195 222V223H194ZM31 223V224H30ZM40 223V224H39ZM97 223V224H98ZM105 223V224H104ZM107 223H109V224H107ZM119 223L123 226L124 225V228H125V230H124V228L122 229L121 227H120V225H119ZM126 224V226H125V224ZM133 223V224H132ZM140 223V224H139ZM205 223H206V225H205ZM209 223H210V225H209ZM21 224V225H20ZM27 224V226L29 227L28 229L26 228L27 226H25ZM37 224H39V225H37ZM51 224V225H50ZM62 224V225H61ZM116 224H118L117 225V227H116ZM138 224V225H137ZM155 226H154V225ZM160 224H162V225H160ZM189 224H191V225H193L192 227L194 228H191V225H189ZM5 226V227H3V226ZM30 225H32L31 227H30ZM101 225H103V226H105V227H103V226H101ZM107 225V226H106ZM114 225H115V228H114ZM134 225V226H133ZM155 227V228H153V226ZM176 225L178 226L177 227V229H176ZM183 225H184V227H183ZM197 225V224H196ZM209 225V226H208ZM18 226V227H17ZM74 228H73V227ZM118 226L120 227V229H121V231H119L120 229L118 228ZM128 226V227H127ZM141 226V227H140ZM151 226V228H148V227H150ZM160 226H162V227H160ZM205 226H206V228H205ZM3 227V228H2ZM24 229H23V228ZM35 227V228H34ZM64 227V228H63ZM100 227V228H99ZM111 227L112 229H109V228ZM159 227V228H158ZM188 227V228H187ZM197 227V226H196ZM207 227H209L210 229H208V231H206L207 230ZM70 228H71V230H70ZM86 228V229H85ZM103 228V229H102ZM116 228H118V230L116 229ZM139 228V229H138ZM145 228H147V229H145ZM162 228V229H161ZM165 228H167V227H165ZM178 228L180 229H184L183 231L181 230H179L180 231V233H179V231H176V230H178ZM231 228L235 231L236 229H237V224L235 223H233L232 225H231ZM3 229H4V231H3ZM22 229H23V231H22ZM38 229V230H37ZM73 229H75V230H73ZM80 229V230H79ZM84 229V230H83ZM105 229V230H104ZM128 229V230H127ZM133 229V230H132ZM150 229H154V231L153 230H150ZM156 229V230H155ZM30 230H31V232H30ZM74 232H73V231ZM88 230V231H87ZM138 230H140V231H138ZM145 230V231H144ZM188 230H191V231H189L190 232V234H192V235H190L189 236V234H188ZM16 231H17V234H16ZM22 231V232H21ZM48 231V232H47ZM60 231V232H59ZM78 231V233L79 234H76V236L74 235V233H76ZM156 231V232H155ZM166 231V232H165ZM204 231V232H203ZM6 232H8V229L6 230ZM24 232V233H23ZM30 232V233H29ZM48 234H47V233ZM51 232V233H50ZM55 232H56V234H57V236L58 237H56L55 235ZM82 232H85V235H87V236H85V235H83L84 233H82ZM88 232H90V234H89V236H88ZM124 232H126V233H124ZM130 232V233H129ZM135 232V233H134ZM139 234H138V233ZM154 232V233H153ZM169 232H171V233H169ZM182 232V233H181ZM202 232H203V234H202ZM206 232H209L208 234H206ZM11 233V232H10ZM21 233V234H20ZM30 234V235H28V234ZM81 233H82V237H79L78 235H80L81 236ZM146 233V234H145ZM148 233V234H147ZM177 233H179V234H177ZM25 234H27L26 236H30V240H32V241H30L26 236H25ZM43 234H45L44 236H45V238H43V241L41 242L40 240H39V238H41V235ZM52 234V235H51ZM67 234V235H66ZM126 234V235H125ZM150 234H151V238L149 237L150 236ZM153 234H155V235H153ZM177 234V235H176ZM187 236H186V235ZM33 235V236H32ZM42 235V237H44ZM47 235V236H46ZM70 235H74V236H70ZM130 235V236H129ZM152 235L154 236V238L156 239H153L152 238ZM160 235V236H159ZM211 235V234H210ZM11 236H13V237H11ZM24 236H25V239H24ZM53 236V237H52ZM84 236V237H83ZM135 236H137V237H135ZM156 236V237H155ZM171 236H172V238H171ZM173 236H178V237H176V238H174ZM190 237V239H189V237ZM192 236V237H191ZM10 237H11V239H10ZM31 237H33V239H31ZM46 237H47V239H46ZM52 237V238H51ZM91 237V238H90ZM95 237V238H94ZM124 237H125V239H124ZM135 237V239H133ZM184 237V238H183ZM20 238H22V239H20ZM31 242V243H34V244H30L31 246V248L30 247H28L29 245V242L28 243H26L28 246H26L24 243L25 242H27V241H25V240H27V239ZM62 238V239H61ZM89 238L91 239L90 240V242H89V245H87L88 244V242L87 241H89ZM92 238H93V241H92ZM97 238V239H96ZM137 238V239H136ZM150 238V239H149ZM164 240H163V239ZM187 240H186V239ZM48 239H49V242H48ZM52 239V240H51ZM147 239L150 241H147ZM153 239V240H152ZM159 239V240H158ZM160 239H161V241H160ZM167 241H166V240ZM173 239V240H172ZM175 239H178V240H176V241H174ZM193 239V240H192ZM4 240V241H3ZM19 240V241H18ZM41 240H42V238H41ZM44 240H47L46 242L47 243H45V241ZM84 240H86V241H84ZM98 240V241H97ZM135 240V242H133ZM136 240H138V241H136ZM168 240H171V241H168ZM185 240V241H184ZM18 241V242H17ZM21 241V242H20ZM39 241V242H38ZM165 241V242H164ZM173 241V242H172ZM177 241H178V244H176L177 243ZM179 241H180V243L181 242H183V244L181 243V244H179ZM187 241H189V243L187 244ZM194 241V242H193ZM5 242H7V243H5ZM13 242H15V243H13ZM41 242V243H40ZM85 244H84V243ZM87 242V243H86ZM148 242V243H147ZM155 242V243H154ZM170 242H172L174 245H173V247H172V245H171V243ZM204 242H206V243H204ZM3 243V244H2ZM18 243L20 244V245H18ZM126 243V242H125ZM136 243V244H135ZM146 243H147V245H146ZM151 243V244H150ZM169 243H170V247H169ZM187 245H186V244ZM22 244H24V246H25V248H24V246H22ZM40 244V245H39ZM82 244H84L85 245V247H84V245L82 246L83 248H81V251H79L80 249V247H81V245ZM97 244V245H96ZM140 244V245H139ZM149 244V245H148ZM153 244V245H152ZM160 244V245H159ZM166 244H167V246H166ZM206 244V245H205ZM18 245V246H17ZM134 245V246H133ZM139 245V246H138ZM167 247V248H169V249H167L165 246ZM178 245V247H176ZM181 245H183L182 247H180ZM191 245V246H190ZM201 245V246H200ZM5 246V247H4ZM80 246V247H79ZM141 246V247H140ZM147 246H148V248H147ZM163 246V247H162ZM185 246V247H184ZM188 246H190V248H188ZM204 246V248H202ZM206 246H207V248H206ZM4 247V248H3ZM21 247V248H20ZM27 247V248H26ZM159 247V248H158ZM165 247V248H164ZM171 247H172V249H171ZM192 247V248H191ZM202 249H201V248ZM238 247H240V246H238ZM242 248L241 249H239L238 248V250H236V252L238 251V252H244V250H245V252H246V248L244 249V246H241ZM6 248V249H5ZM30 249L29 251H32V252H29L27 249ZM92 248H94V249H96V250H94V249H92ZM158 248V249H157ZM162 248V249H161ZM184 248V249H183ZM186 248H188L187 249V251H184V250H186ZM253 248V247H252ZM251 248V249H252ZM16 249V250H15ZM19 249H21V250H19ZM24 249V250H23ZM79 249V250H78ZM83 249V250H82ZM87 249H89V253L88 254H85L86 252H84V251H86ZM99 249V248H98ZM183 249V250H182ZM191 249V251H189L190 252V254H188V250H190ZM200 249H201V252H199L200 251ZM242 249H244V250H242ZM258 250L257 249V247L255 248V246H254V248H253V250H254V252L253 251H251V255L252 254H256L255 253V251L256 250ZM3 250H5V251H7V252H4ZM12 251V255H11V251ZM26 250H27V252H29V254H33V256H32V258H33V260H31L32 258H30L31 256L29 255V254H27V252H26ZM91 250H93V251H95V253L93 254L92 252H91ZM156 250V251H155ZM172 250V251H171ZM179 250H180V252H179ZM240 250V251H239ZM18 252V256L16 255V252ZM150 251L152 252V253H150ZM155 251V252H154ZM177 251L179 252L178 254H177ZM182 251V252H181ZM194 253H193V252ZM25 252H26V254L27 255H29L30 257H28V258H26L27 257V255H25ZM81 252V253H80ZM158 252V253H157ZM184 252H186V253H184ZM191 252H192V254H191ZM237 252V253H238ZM257 252V251H256ZM83 253V255H81ZM155 253H157L158 255H156L155 256ZM161 253V254H160ZM170 253H168L169 255H170ZM237 253H235V257H237V256H239L240 254H237ZM10 254V255H9ZM70 254H72V255H70ZM77 254V255H76ZM93 254V255H92ZM160 254V255H159ZM185 254V255H184ZM195 254V255H194ZM209 254V253H208ZM242 254H244V253H242ZM250 254V253H249ZM258 254V253H257ZM8 255V256H7ZM23 255V256H22ZM67 255H70L71 257H69V256H67ZM87 255H89L90 256V259H89V256L87 257ZM92 255V256H91ZM170 255V256H171ZM190 255V256H189ZM200 255L199 256H197V257H200ZM237 255V256H236ZM263 255V254H262ZM11 256V257H10ZM15 256V257H14ZM106 256V257H105ZM157 256H159L158 258H157ZM175 256V255H174ZM186 256V257H185ZM244 256H245V254H244ZM3 257H4V260H3ZM13 257V258H12ZM52 257H53V259H52ZM65 257L66 258H68L66 261H65ZM79 257V258H78ZM147 257V258H146ZM153 257V258H152ZM192 257V258H191ZM42 258V259H41ZM70 258V259H69ZM92 258V259H91ZM148 258V259H149ZM86 259H89L90 261H88V260H86ZM97 259V260H96ZM101 261H100V260ZM105 259H108V261L106 260V262H105ZM155 259V260H156ZM186 259V260H185ZM190 259V260H189ZM203 259H201L202 261H201V263L200 264H202V262H203V264H205L204 263V261H203ZM25 260V261H24ZM26 260H27V262H26ZM72 260H70V261H72ZM99 260V261H98ZM164 260V257H162V261ZM174 260V261H173ZM231 260V259H230ZM31 261V262H30ZM43 261V262H42ZM103 261V262H102ZM186 262V263H185ZM154 263V262H153ZM193 263H194V259H193ZM171 264V263H170ZM189 264H192L191 262L189 263ZM199 264V263H198Z\"/></svg>",
  "mask_w": 264,
  "mask_h": 264
},
{
  "label": "bare ground",
  "instance_id": "bare-ground-1",
  "mask_svg": "<svg viewBox=\"0 0 264 264\" xmlns=\"http://www.w3.org/2000/svg\"><path fill=\"white\" fill-rule=\"evenodd\" d=\"M80 1V0H79ZM136 1V0H135ZM145 1H146V3H147V0H137L136 2H137V4L139 5V7L140 6H142L144 3H145ZM209 1V0H208ZM214 1V0H213ZM235 1H237V3H236V5H235V2L233 3L234 5H235V7L233 6V8H231V7H228L229 9H231L230 11H229V9H227L226 8V12H225V10L223 11V12H225L228 16H229V20H223L225 23H227L228 25L226 26L223 22L221 23V24H219V25H217L215 28H212L210 31H211V33L210 34H212V38H210V40L212 41V43L211 42H209V44H211L212 46H210V45H208V46H210L209 48H208V50H211L209 53L210 54H208V56L206 55L205 56V59H203L202 58V56L203 55H201L200 54V52L199 53H197V55H196V57H195V55L193 56V57H195L193 60H194V63H193V61H192V64H194V66L193 65H191V66H193V67H187L188 69H186V73H185V69H184V67L185 66H182L181 65V67L183 68V69H181V67H179V69H177V70H179V72L182 70L183 72H184V75H188V74H190L189 76H190V78L188 79V80H184L185 82L183 83V84H181V85H179V87L177 88V89H179L178 91H174L173 93L175 94V97H176V95H178V96H180L182 99L183 98H192V96H193V94H196L195 96V101L196 102H198V101H200V103H201V105H199V107H201L202 106V103H203V101L202 100H204L206 103H205V107L204 106H202V108H204V109H201V111H203L204 112V110H206V112H207V109L209 110V109H211L212 111H211V113L208 115V117H206V118H210V117H212V116H214V115H216L217 113H222L223 114V117H228V122L229 123H227L226 124V122H224L225 121V118L223 119V122H222V124H224L225 126L223 127V131H224V134L226 135L225 136V138H228V139H230L229 140V142L231 141V140H235L236 138H237V140L238 139H242V142L241 141H239L240 143H243V141H248V145H249V140H251V142H250V144H253V154H251V155H253V156H251V162L249 161V160H247V162H246V164H248L249 166H247L246 167V165H245V167H238L237 166V164H236V160L235 159H227V160H223V158H222V156L223 155H219L220 154V152H219V154H217L216 152H214V150L213 151H210L209 153H212L213 152V154L215 153L216 155H217V159H219V158H222V159H219L220 161L221 160H223V161H221V168H217V167H215V168H208V167H206L205 165L206 164H208V163H210V162H212V161H210V160H208V158L207 157H205V158H202V160L201 161H196L192 166L191 165H189L188 163H187V159H186V156H185V154H184V152L185 151H189V149L190 148H193L194 146H196V145H193V143H192V147L190 146V144L188 145V146H182L181 145V142L180 143H178V141L176 140L177 138H179V137H176V138H174L173 140H170L166 145L164 144V147L165 148H170V147H175V146H177V145H181L180 146V149H179V154L177 153V155H178V158H179V162H181V161H183L184 163H186L187 165V170L189 169V171H188V175H191L193 178H191V176L189 177V180L191 179H193L192 180V182H194L195 183V185H197L201 190H203V191H200V192H203V193H201V194H197L198 192L197 191H199V188H198V190H192V192L193 191H195V192H197L196 194L197 195H194V193H193V195H192V193H191V196H190V194H189V197L187 196V198H185L186 196H185V194H183L182 192H181V190L180 191H178V192H181L183 195H184V197H183V195H181V193H178L177 192V190H175V192H177V193H173L172 192V190L171 189H169V182L168 181H166L167 183H168V186L166 187V184H164L163 183V185H165V187H161V185L159 184L160 182H159V180H160V178H161V176L164 174V176H165V174H169V173H171V171H172V169H173V165L176 163V160H172V161H175V162H173V163H170L171 161H170V158H169V160L167 159L166 161H169V165L170 164H173V165H171L172 166V168H171V170H169L170 169V166H168V165H166V166H168L169 167V169H168V171H170L169 173H167L168 171H167V168H166V170H164V166L165 165H163V164H165V161L162 163V165H158V167L155 169V171H151L150 170V164L152 163V159L154 158V157H151V156H153V154L152 153H154V151L153 152H151V154H149V156L151 157H148V158H150V160H149V162L148 163H146V165H144V167L143 168H139V166H137V165H133V164H128L127 166H124V169H123V179H125V181L126 182H130V181H132V180H134V179H138V182H136V180H134V183H135V186H133V188H132V192L131 193H133V194H131V193H128L127 195H125L127 198L125 199V197H124V199H125V201H123V202H118L116 205H115V207H113V209L111 208V210H114L113 212V214L110 212V211H108V213H107V215H106V217H105V221L106 220H109V221H114V220H116L117 219V223H118V221H121V222H124L123 220H126L127 221V219H128V221L126 222V223H128L129 222V217L128 218H126V216L128 215L127 213L126 214H124L125 212L124 211H126L127 209H129L130 207H132V208H135V210H136V207H138V206H141L143 209H145L144 208V206L146 207V209H147V207H153V205H155L156 206V208H158V206L160 207H162L163 208V210L162 211H164V213H162L163 214V216H161L162 217V219H163V224H164V226L165 227H167V228H165V227H163V229H168V231H175L174 230V226L172 225L173 223L171 222L172 220H173V222H174V219L177 221V222H175L174 223V225L177 223L178 225L180 224V220L179 219H176L177 218V216H180V217H183L181 214H180V212L183 214L184 213V210L185 209H188L189 208V213L191 212V210L190 209H192L193 210V213H194V215H195V217L197 218L196 220H198V219H204L205 218V216L207 215V214H209V212L212 210V208L215 206L216 207V205H209L211 208H209V206H208V204H209V201H210V197L214 200V201H217L218 203H221V205L223 206V204H224V206H223V208H229L228 210L226 209V212L228 211V213H229V211L231 212L230 214H228L229 215V217H227V219L226 218H224V216H223V220L225 221V219L228 221V225L227 226H224L223 224H222V222L220 221V220H217V219H215L214 217V219L215 220H210V222H211V225H210V223H209V225L210 226H212V227H210V228H213V231H210V233L209 232H206V234H208L209 233V235H205V234H203V232L205 231V229H204V223H202L203 221L202 220H200L201 221V225H200V227L198 226V223L200 222H194L195 223V225H194V228H198L199 227V233H198V235H201V230L200 229H204V231L202 232V234H203V236L202 237H200V236H198V235H196V233H194V232H198V231H196V230H198V229H196V230H194V232H193V230L191 231V230H188V234H189V236L190 235H192V234H190V232L189 231H191L192 233H193V238H194V240L195 241H197L196 243H197V245L194 247V248H196V250H194V252L195 251H197L199 248H198V244H200L202 241H203V239L204 240H206V242L208 241L209 242V244L207 245L208 246V248H209V252H207V251H203V255H205L204 253H206V261L204 260L205 258V256L203 257L202 255H200V257H197V256H199L197 253H196V257L194 256V263H193V259H191V263L192 264H200L201 263V259H203V261H204V263L205 264H264V143H262L261 142V137H262V135L264 134V119H263V117H264V57L262 56V55H264V0H235ZM27 2V1H26ZM32 2L35 4H33V3H31L32 5H33V7L35 6V8L32 10L31 9V11L28 13V19H27V23H29L30 24V29H27L26 31H24V33H22V35L20 36V38H19V41H18V45L24 50V52H25V54H29V53H31L34 49H37V48H40L41 49V52L39 53V54H37L35 57H33V58H29V60H28V62H26L27 63V65L24 67L25 69H24V71L21 73V75L20 76H16V72L17 71H15V70H13V68H15L16 67V69L17 68H21V64H23L22 63V59L25 57V56H20V58H15V59H13V62H12V64L10 65V67H9V69L7 70L6 69V71L4 72V74H6V72H7V75H5V76H3V78H4V80H5V82L7 83L6 84V87H5V91H6V94H7V100H4V102L3 103H1L2 105H1V108H0V190L2 189L1 188V186H2V181H4L3 180V178L5 177L4 175H3V173H2V170L4 171V169H5V167L6 168H10V169H8V170H11V167H13V160L14 161H16L15 159L17 158H21V159H25L26 161V164L28 163V160L31 158L30 157V155L31 156H33L32 154H30V150L29 149H27V147H25L24 145H23V148H21V147H19L18 145H20L19 144V141L20 140H24V141H27V140H31V138H32V136L33 135H35V133H37V131H38V127L41 125H43L44 126V124H45V121H46V123H47V120L48 119H45L44 120V118L45 117H47V115H43L42 114V111L44 112V110L43 109H40V110H42V111H40L38 108H39V106H41V104H35V102L36 103H40V102H38L40 99H42V100H46V101H48V103L46 104V105H48V104H50V105H54L55 104V100L53 101L52 100V97L50 96V97H48V95L46 94L47 93V91H44L43 93H44V96H43V94H42V96L40 95L39 97H35V102L33 103V105L34 106H37L38 108H32V110H29V108L27 107V105H26V109H28L27 110V112L26 113H28L29 114V116H28V114H25V112L24 113H22L21 111H20V109H22V108H24V107H22L25 103L24 102H22L21 100H22V98L21 97H23L25 94H27V93H30V91L32 92V91H34L33 93H38V92H40L39 91V89H38V87H37V85H38V83L36 84V86H35V80L36 81H39V84L41 83V86H44V83L45 84H47L48 83V79H50L51 78V74L52 73H48V69H47V67H46V63H50L51 64V62H50V59L51 60H53L52 59V57L50 58V55L48 54L47 55V51L49 50V49H55V48H60L61 46L62 47H71L73 44H69V40H70V43H71V41H75V43H78L76 40H77V37L78 36H82L81 38H79L80 40L81 39H84L83 38V32H85V34H86V32H88V33H91V29L90 28H88V27H90V26H86L87 24L86 23H88L87 21H90V22H93L94 24H95V22H97V20H98V22H97V24L96 25H93L94 27H96V28H93L92 30H93V32H95L97 35L95 36V34L94 33H91L90 35H94L95 37H97V36H103V35H105V34H108V33H114V35H115V41H114V44H115V46H116V50H118L119 48H121L122 46H124V44H125V42L126 41H128L129 43H128V45L130 44H134V43H132L133 42V37L131 36V37H129L128 35H131L136 29V27L137 26H139V27H142V26H144V24L145 25H147L148 24V21L150 20V19H147V18H149V17H144V18H146V19H144V18H136L135 16H133V17H131V18H135V19H137L136 21H135V19H133L134 20V22H133V24H130V25H128V23H123L124 25H120V26H115V24H114V22H113V18L115 17V16H117V15H119L117 12H118V10H117V12H115V11H112L113 10V8H112V10H110L109 8L104 12V11H100L99 10V7H100V2H99V0H92V2H91V4L90 3H88L87 5H85V6H82V5H80V3L78 2V0H32ZM149 2V1H148ZM216 2V1H215ZM217 2H219L218 0H217ZM4 3V2H3ZM146 3L144 4V5H146ZM9 4V3H8ZM27 4H29V2L27 3ZM27 4H25V5H27ZM42 4V5H41ZM108 4V3H107ZM119 5L118 6H120V8L122 9V8H126L127 6L124 4L123 5V3L121 2H119L118 3ZM217 4H219V3H217ZM232 4V5H233ZM57 5V8L55 7ZM143 5V6H144ZM215 5V4H214ZM221 5V4H220ZM27 6H29V5H27ZM27 6H25V7H27ZM109 6H111V5H109ZM149 7H150V5H148ZM229 6H231L230 5V3H229ZM30 7V6H29ZM32 7V8H33ZM45 7H50V8H52V9H47V8H45ZM54 7V8H53ZM128 7H130V5H128ZM132 7V6H131ZM151 8V7H150ZM156 8V7H155ZM120 9V10H121ZM219 9H220V6H219ZM25 10V9H24ZM124 10V9H123ZM148 10H150L149 8H148ZM122 11V10H121ZM219 11H221V10H219ZM80 12V14L81 13H83V14H81V15H83L84 16V22L83 23H76L74 20L78 17L77 15H78V13ZM95 12V13H94ZM152 12V11H151ZM119 13H120V11H119ZM150 13V12H149ZM211 13V12H210ZM185 14V13H184ZM80 15V16H81ZM152 15V14H151ZM204 15V14H203ZM225 15V14H224ZM147 16V15H146ZM180 16V15H179ZM214 16V15H213ZM25 16H23V18H24ZM80 18V17H79ZM78 18V19H79ZM151 18V17H150ZM209 18V17H208ZM81 19H83L82 17H81ZM203 20V19H202ZM206 20H208V19H206ZM25 21V20H24ZM76 21H77V19H76ZM79 22H80V20H78ZM145 21H146V23H145ZM165 21V20H164ZM222 21V20H221ZM231 21H233V22H236V23H232ZM132 22V21H131ZM150 22V21H149ZM202 22V21H201ZM26 23V22H25ZM92 23V24H93ZM154 23V22H153ZM212 23V22H211ZM165 24V23H164ZM233 24V25H232ZM141 25V26H140ZM163 25V24H162ZM212 25V24H211ZM214 25V24H213ZM220 25H222L223 27H221ZM19 26V25H18ZM220 26V27H219ZM167 27V26H166ZM5 28V27H4ZM18 28V27H17ZM146 28H148V27H146ZM158 28V27H157ZM97 29V30H96ZM140 29V28H139ZM171 29V28H170ZM179 29V28H178ZM4 30V29H3ZM20 30V29H19ZM133 30V31H132ZM144 30V29H143ZM186 30V29H185ZM184 30V31H185ZM21 31V30H20ZM139 31V30H138ZM138 31L136 32V34H137V36H136V38L138 37ZM157 31V30H156ZM175 31V30H174ZM173 31V32H174ZM209 31V30H208ZM213 31V32H212ZM141 32V31H140ZM169 33V32H168ZM177 33V32H176ZM206 33H208V32H206ZM206 33H204V34H206ZM3 34V33H2ZM149 34H150V32H149ZM155 34V33H154ZM181 34V33H180ZM19 35V34H18ZM86 35H88V34H86ZM90 35H88V38L89 37H91ZM184 35V34H183ZM186 35V34H185ZM1 36V35H0ZM154 36V35H153ZM168 36V35H167ZM177 36V35H176ZM207 36V35H206ZM208 36H211V35H208ZM207 36V37H208ZM85 37V36H84ZM164 37V36H163ZM171 37V36H170ZM169 37V38H170ZM174 37V36H173ZM181 37H184V36H181ZM198 37H199V34H198ZM60 38H63L61 41H60ZM76 38V39H75ZM94 38V37H93ZM157 38V37H156ZM189 38V37H188ZM66 39H69L68 41L66 40ZM73 39H75V40H73ZM79 39H78V41H79ZM91 39V38H90ZM139 38H137V40H138ZM142 39V38H141ZM148 39V38H147ZM184 39V38H183ZM195 39V38H194ZM203 39V38H202ZM202 39H201V41H202ZM208 39V38H207ZM85 40V39H84ZM83 40V41H84ZM95 40V39H94ZM114 40V39H113ZM113 40H111L112 41V43H113ZM152 40V39H151ZM163 40V39H162ZM199 40V39H198ZM83 41H79V42H83ZM141 41V40H140ZM166 41V40H165ZM124 42V43H123ZM145 42V41H144ZM151 42V41H150ZM203 42V41H202ZM205 42V41H204ZM61 43H63V44H61ZM73 43V42H72ZM74 43V44H75ZM84 43H85V41H84ZM112 43H110L111 44V46H112ZM142 43V42H141ZM154 43H156V42H154ZM158 43H159V41H158ZM161 43V42H160ZM200 43V42H199ZM80 44V43H79ZM105 44H107V43H104L103 45L104 46H102L101 44V46L102 47H106L107 45L109 46V43L107 44V45H105ZM151 44V43H150ZM157 44V43H156ZM205 44V43H204ZM82 45V44H81ZM127 45V44H126ZM125 45V49L122 47V51L124 52V51H126L127 52V50L130 48V50H131V48L134 46V45H132V47H130V45H129V48L127 47ZM141 45V44H140ZM181 45H182V43H181ZM207 45V44H206ZM16 46V45H15ZM107 46V47H108ZM19 47V48H20ZM85 47V46H84ZM106 47V48H107ZM136 47V46H135ZM142 47V46H141ZM144 47H146V46H144ZM156 47V46H155ZM184 47H187V45L186 46H184ZM202 47H203V45H202ZM205 47V46H204ZM212 47V48H211ZM11 48V47H10ZM15 48V47H14ZM16 48H18V47H16ZM82 48V47H81ZM99 48V47H98ZM101 48V47H100ZM99 48V49H100ZM153 48H154V46H153ZM157 48H158V46H157ZM198 48V47H197ZM205 48H207V47H205ZM256 48H258L259 50H260V52H261V54L262 55H258V52H257V50H256ZM85 49H86V47H85ZM133 49V48H132ZM137 49H138V47H137ZM141 48H139V50H140ZM156 49V48H155ZM182 49V48H181ZM184 49H186V48H184ZM194 49V48H193ZM98 50V49H97ZM111 50V49H110ZM130 50H129V52H130ZM135 50V49H134ZM134 50H133V52H134ZM142 50V49H141ZM145 50V49H144ZM202 50V49H201ZM204 50V49H203ZM7 51V50H6ZM10 51V50H9ZM112 51V50H111ZM121 51V52H122ZM176 51V50H175ZM182 51V50H181ZM184 51V50H183ZM185 51H187V50H185ZM66 52V51H65ZM106 52V51H105ZM125 52V53H126ZM129 52H127V54L129 53ZM132 52V51H131ZM150 52H151V50H150ZM190 52V51H189ZM57 53V52H56ZM114 53V52H113ZM112 53V54H113ZM135 53V52H134ZM141 53V52H140ZM181 53V52H180ZM185 52H182V54H184ZM194 53V52H193ZM7 54V53H6ZM24 54V53H23ZM60 54V53H59ZM119 54H120V52H119ZM122 54V53H121ZM120 54V55H121ZM150 54V53H149ZM159 54V53H158ZM178 54V53H177ZM53 55V54H52ZM77 55V54H76ZM116 55V54H115ZM118 55V54H117ZM129 55V54H128ZM139 54H137V56H138ZM185 56H186V53L184 54ZM199 55H201V56H199ZM60 56V55H59ZM110 56H112V55H110ZM152 56V55H151ZM55 57V56H54ZM118 57V56H117ZM142 57V56H141ZM180 58H182V55L181 56H179ZM256 58V60H257V62L258 63H256V65H254V66H252L251 65V60L253 59V58ZM26 58V57H25ZM50 58V59H49ZM64 58H65V56H64ZM99 58V57H98ZM101 58V57H100ZM103 58V57H102ZM107 57H105V59H106ZM128 58V57H127ZM155 58V57H154ZM184 58V57H183ZM182 58V59H183ZM254 58V59H255ZM105 59H103V61L105 60ZM149 59V58H148ZM151 59H153V58H151ZM155 59H157V58H155ZM181 59V60H182ZM56 60V59H55ZM99 60V59H98ZM97 60V61H98ZM107 60V59H106ZM105 60V61H106ZM124 60H126L127 61V59L124 57ZM180 60V61H181ZM187 60V59H186ZM54 61V60H53ZM62 61H64V60H62ZM104 61V62H105ZM130 61L131 60H129V63H130ZM145 61V60H144ZM177 61V60H176ZM182 61H185V58L182 60ZM181 61V63H183ZM2 62V61H1ZM55 62V61H54ZM54 62H52V64L54 63ZM151 62H153V60H151L150 61V63ZM162 62V61H161ZM186 62V61H185ZM183 63V64H187L188 65V63H189V61H188V63ZM56 63V62H55ZM61 63V62H60ZM111 63H112V61H111ZM124 63H126V62H124ZM155 63H157L158 64V62L156 61ZM154 63V64H155ZM180 62H179V65L181 64ZM25 64V63H24ZM71 64V63H70ZM99 64V63H98ZM118 64H120V63H118ZM132 64V63H131ZM151 65V66H156V65ZM175 64V63H174ZM189 64H191V63H189ZM204 64H206V65H204ZM86 65V64H85ZM84 65V66H85ZM94 65H97L96 63L94 64ZM105 65V64H104ZM111 65V64H110ZM178 65V66H179ZM76 65H74V67H75ZM90 66V65H89ZM101 66H103V65H101ZM108 66H109V63H108ZM107 66V64H106V67H108ZM129 66V65H128ZM23 67V66H22ZM73 67V68H74ZM92 67H94V66H92ZM92 67H90V68H92ZM109 67H111V66H109ZM116 67H117V65H116ZM138 67V66H137ZM136 67V68H137ZM167 67V66H166ZM101 68V67H100ZM105 68V66L103 67V69ZM113 68H115L114 66H113ZM118 68H120V67H118ZM128 68V67H127ZM129 68H131V66L129 67ZM134 68H135V66H134ZM153 68V67H152ZM175 68V67H174ZM193 68V69H192ZM226 68H228L229 70H227L226 72H224L223 73V76L222 77H219L218 76V74L220 73V72H223V71H225V69ZM1 69V68H0ZM94 69V68H93ZM164 69V68H163ZM73 70V69H72ZM96 70V69H95ZM106 70H107V68H106ZM128 70V69H127ZM125 71V72H128V71ZM133 70V69H132ZM140 70V69H139ZM142 70V69H141ZM144 70V69H143ZM169 69H167V71H168ZM117 71V70H116ZM147 71H148V69H147ZM158 71V70H157ZM181 71V74H182V76H183V72ZM77 72V71H76ZM95 72V71H94ZM115 72V71H114ZM118 72V71H117ZM132 72V71H131ZM27 73H34L35 75H37V77H34L33 78V76L31 77L30 75H27ZM71 73V72H70ZM69 73V74H70ZM112 73V72H111ZM139 73V72H138ZM4 74H2V75H4ZM31 74V75H32ZM82 74V73H81ZM92 74H93V71H92ZM103 74V73H102ZM105 74V73H104ZM115 74V73H114ZM132 74V73H131ZM163 74V73H162ZM63 75H64V73H63ZM137 75V74H136ZM136 75H134V76H136ZM140 75V74H139ZM156 75H159L158 73L156 74ZM192 75V76H191ZM87 76H88V74H87ZM60 77V76H59ZM110 77V76H109ZM73 78V77H72ZM99 78V77H98ZM103 78V77H102ZM111 78H112V76H111ZM128 78V77H127ZM132 78V77H131ZM135 78H137V77H135ZM134 78V79H135ZM59 79V78H58ZM57 79V80H58ZM90 79H92V76H91V78ZM89 79V80H90ZM100 79V78H99ZM110 79V78H109ZM160 79V78H159ZM104 80H106V79H104ZM129 80H130V78H129ZM132 80V79H131ZM130 80V81H131ZM172 80H174V79H172ZM60 81H64V80H61L60 79ZM60 81H58V82H60ZM88 81V80H87ZM112 81H114V80H112ZM126 81V80H125ZM129 81V82H130ZM158 81V80H157ZM52 82V81H51ZM95 82V81H94ZM106 82V81H105ZM127 82H128V80H127ZM80 83H81V81H80ZM90 83V82H89ZM102 83V82H101ZM113 83V82H112ZM117 83V82H116ZM146 83V82H145ZM155 83V82H154ZM166 83V82H165ZM168 83V82H167ZM54 84V86L56 85V83H53ZM125 84H127L126 82H125ZM171 84V83H170ZM170 84H169V87H170ZM58 85V84H57ZM68 85H70V84H68ZM82 85H83V82H82ZM100 85V84H99ZM104 86L105 85H107V82L105 83V84H103ZM108 85H110L109 83H108ZM121 85H122V83H120V86H113V85H111L112 87H117L119 90L121 89V88H119V87H121ZM128 85V84H127ZM3 86H5V84L3 85ZM35 86V89L33 90V87ZM40 86V85H39ZM71 86V85H70ZM101 86V85H100ZM99 86V87H100ZM103 86V87H104ZM151 86H153V83H152V85ZM160 86V85H159ZM161 86H165V85H163V84H161ZM2 87V86H1ZM45 87H46V85H45ZM69 87V86H68ZM83 87V86H82ZM82 87H80V89L82 88ZM85 85H84V89H85ZM89 87V86H88ZM93 87H94V85H93ZM102 87V86H101ZM123 87V86H122ZM157 87V86H156ZM169 87H168V89H169ZM32 88V89H31ZM49 88V87H48ZM53 88V87H52ZM58 88V87H57ZM67 88V87H66ZM65 88V89H66ZM161 88H163V87H161ZM174 88V87H173ZM46 89V88H45ZM80 89H79V92H80ZM83 89V88H82ZM90 89H92V88H90ZM96 89V88H95ZM142 89V88H141ZM167 89V91L166 92H170L171 90H168ZM175 90H176V88H174ZM173 89V90H174ZM44 90V87H43V89H42V91ZM59 90V89H58ZM67 90V89H66ZM66 90H63V91H65L66 92ZM103 90V89H102ZM124 90V89H123ZM155 90H157V89H155ZM48 91H50V90H48ZM52 91V90H51ZM62 91V92H63ZM86 91V90H85ZM108 91V90H107ZM112 91V90H111ZM121 91H122V89H121ZM126 91V90H125ZM136 91V90H135ZM46 92V93H45ZM53 92V91H52ZM74 92V91H73ZM78 92V91H77ZM78 92V93H79ZM118 92H120V91H117V93ZM158 92V91H157ZM162 92V91H161ZM165 92V91H164ZM32 93V94H33ZM42 93V92H41ZM75 93V92H74ZM73 93V94H74ZM116 93V92H115ZM124 92H122L121 94H123ZM80 94V93H79ZM83 94H86V92L85 93H83ZM105 94H107V93H104L102 96L103 97H105L104 95ZM110 94H111V92H110ZM172 94V93H171ZM23 95V96H22ZM46 95V96H45ZM58 95V94H57ZM56 95V96H57ZM28 96V95H27ZM32 96H34V95H32ZM36 96H37V94H36ZM86 97H87V95H85ZM93 96L95 97V95H94V92H93ZM121 96V95H120ZM127 96V95H126ZM159 96H161V95H159ZM3 97V96H2ZM61 97V96H60ZM81 97V96H80ZM113 97V96H112ZM114 97H117V95L115 96L114 95ZM172 97H173V95H172ZM20 98H21V100H20ZM83 98V97H82ZM91 98V97H90ZM89 98V99H90ZM118 98H120V97H118ZM157 98V97H156ZM37 99H39V100H37ZM57 99V98H56ZM113 99H115L116 100V98H113ZM112 99V100H113ZM152 99V98H151ZM25 100H26V98H25ZM67 101L68 100H70V98L69 99H66ZM74 100V99H73ZM105 100V99H104ZM118 100H120V99H118ZM166 100V99H165ZM3 101V100H2ZM18 101H20V103H22L21 104V107H20V109H18L19 108V104H18ZM72 101V100H71ZM75 101V100H74ZM86 101V100H85ZM114 101V100H113ZM163 101V100H162ZM54 104H53V103ZM73 102V101H72ZM91 102V101H90ZM102 102V101H101ZM121 102V101H120ZM18 104V106H15V105H17ZM24 103V104H23ZM67 103V102H66ZM42 104H44V103H42ZM97 104L98 105H101L100 103H98L97 102ZM103 104H105V103H103ZM121 104V103H120ZM174 104V103H173ZM173 104H171V105H173ZM32 105V106H33ZM45 105V106H46ZM67 105V104H66ZM68 105H69V103H68ZM71 105V104H70ZM87 105V104H86ZM189 105V104H188ZM204 105V104H203ZM29 106H31V104L29 105ZM56 106V105H55ZM54 106V107H55ZM81 106V105H80ZM84 106V108H85V105H83ZM90 106L93 108V106L90 104ZM104 106V105H103ZM117 106H118V104H117ZM157 106V105H156ZM156 106H155V108H156ZM177 106V105H176ZM196 106V105H195ZM4 107V108H3ZM17 107V108H16ZM70 107H72V106H70ZM90 107V108H91ZM110 107V106H109ZM183 107V106H182ZM197 107V106H196ZM50 108V107H49ZM99 107L97 106V109H98ZM100 108H101V106H100ZM115 108H117V107H115ZM115 108H113L114 110H115ZM3 109H5V110H3ZM74 109V108H73ZM79 109H80V107H79ZM122 109V108H121ZM130 109V108H129ZM152 109H153V107H152ZM173 109H175V108H173ZM23 111H24V109H22ZM65 110V109H64ZM84 110V109H83ZM85 110H87V109H85ZM123 110H125V109H123ZM154 110V109H153ZM178 109H176V111H177ZM181 110V109H180ZM186 110H187V108H186ZM184 111V110H181L182 111V114L183 113H187V111L189 112V109L187 110V111ZM191 110H193V109H191ZM40 111V112H39ZM49 111V110H48ZM55 111V110H54ZM60 111V110H59ZM116 111H118V110H116ZM116 111H114V112H116ZM127 111V110H126ZM149 111V110H148ZM148 111H147V113H148ZM175 111V110H174ZM173 111V112H174ZM184 111V112H183ZM194 111V110H193ZM198 111H199V109H198ZM12 112V113H11ZM17 112V113H16ZM50 112V111H49ZM65 112V111H64ZM109 112V111H108ZM149 112H151V111H149ZM178 112V111H177ZM191 112V111H190ZM190 112H189V114H190ZM9 113V114H8ZM12 115H11V114ZM20 113V114H19ZM60 113V112H59ZM83 113V112H82ZM86 113V112H85ZM144 113V112H143ZM179 113H181V112H179ZM185 113V114H186ZM192 113V112H191ZM202 113V112H201ZM44 116H42V115ZM47 114V113H46ZM53 114V113H52ZM70 114V113H69ZM69 114H68V116H69ZM79 114H80V112H79ZM105 113H103V115H104ZM107 114V113H106ZM163 114V113H162ZM176 114V113H175ZM205 114V113H204ZM259 114H260V116H261V114L263 115V116H261L262 118H260L259 119ZM23 115H27L26 117L25 116H23ZM59 115V114H58ZM61 115V114H60ZM63 115V114H62ZM61 115V116H62ZM81 115V114H80ZM84 116H85V114H83ZM94 116H95V114H93ZM102 115V114H101ZM135 115V114H134ZM146 115V114H145ZM149 115H153V114H149L148 113V115H147V117H149ZM170 115V114H169ZM172 115H174V114H172ZM257 115V116H256ZM79 116V115H78ZM84 116H83V120H84ZM89 116V115H88ZM91 116V115H90ZM138 116V115H137ZM164 116V115H163ZM178 116V115H177ZM192 116V115H191ZM259 116V117H258ZM81 117V116H80ZM106 117V116H105ZM109 117V116H108ZM111 117V116H110ZM127 117V116H126ZM166 117V116H165ZM174 117V116H173ZM256 117H258V118H256ZM50 118V117H49ZM56 118V117H55ZM61 118V117H60ZM88 118V117H87ZM86 118V119H87ZM95 118V117H94ZM98 118V117H97ZM137 119H138V117H136ZM135 118V119H136ZM157 118V117H156ZM195 118V117H194ZM230 118H234V120L233 121H231L230 120ZM259 119L260 121H258V120H256L257 121V123L259 122L260 123V128H261V132L259 133V134H257V132L259 131V129L256 131L255 129H257V128H259L258 126V124L254 121L255 119ZM75 119V118H74ZM127 119V118H126ZM136 119V120H137ZM159 119H161V118H159ZM176 119V118H175ZM184 119H186V118H184ZM250 119H254L252 122H253V124H257V128H255V129H252V127L254 128L255 126L253 125V126H251L250 124V126L251 127H249V125H247V121H249L250 122ZM54 120H56V119H54ZM62 120V119H61ZM65 120V119H64ZM73 120V119H72ZM76 120V119H75ZM97 120V119H96ZM99 120H100V118H99ZM107 120H108V118H107ZM106 120V121H107ZM145 120V119H144ZM154 120H155V118H154ZM162 120V119H161ZM180 120V119H179ZM187 120H188V118H187ZM77 121V120H76ZM76 121H75V123H76ZM89 121V120H88ZM111 121V120H110ZM130 121H132V119L130 120ZM156 121V120H155ZM157 121H158V119H157ZM177 121V120H176ZM54 122H56V121H54ZM60 122V121H59ZM63 122V121H62ZM70 122V124H72L73 123V121H72V123H71V121H69ZM86 122V121H85ZM99 122V121H98ZM136 122H139V121H136ZM154 122V121H153ZM182 122V121H181ZM187 122V121H186ZM83 124H84V122H82ZM81 123V124H82ZM100 123V122H99ZM108 123V122H107ZM119 123V122H118ZM157 123V122H156ZM56 124V123H55ZM61 124V123H60ZM65 124H69V123H65ZM69 124V125H70ZM77 124H78V122H77ZM81 124H78V126H82ZM104 124V123H103ZM124 124H126V123H123L121 126H123ZM128 124V123H127ZM141 124V123H140ZM213 124L214 125H212V126H216L215 125V123L213 122ZM219 124V123H218ZM46 125H48V124H46ZM67 125H66V127H67ZM69 125H68V127H69ZM92 125V124H91ZM115 125H117V122H116V124ZM221 125V124H220ZM236 126V127H238L240 130L238 131V132H228L227 130H226V128H227V126ZM53 126V128H54V124L52 125ZM75 126H76V124H75ZM75 126H73L74 128H75ZM77 126V127H78ZM120 126V127H121ZM163 126V125H162ZM161 126V127H162ZM59 127V126H58ZM57 127V128H58ZM65 127V128H66ZM68 127H67V129H68ZM72 127V126H71ZM72 127V128H73ZM84 127V126H83ZM82 127V128H83ZM87 127V126H86ZM92 127V126H91ZM115 127V126H114ZM140 127V126H139ZM181 127V126H180ZM199 127V126H198ZM218 127V126H217ZM44 128V127H43ZM62 128V127H61ZM64 128V127H63ZM79 128V127H78ZM89 127H87V129H88ZM98 128V127H97ZM96 128V129H97ZM106 128H107V126H106ZM118 128V127H117ZM159 129H160V127H158ZM221 128V127H220ZM250 128L252 129V130H250ZM56 128H54V129H50V132H54V134L52 133V135L54 136H57L56 134H58V133H55L56 131L58 132V130H59V128L57 129V130H55ZM71 129V128H70ZM79 129H81V128H79ZM131 129V128H130ZM176 129H177V127H176ZM180 129V128H179ZM216 129V128H215ZM214 129V132L216 131ZM46 130V129H45ZM52 130V131H51ZM54 130V131H53ZM75 130H76V128H75ZM81 130H83V129H81ZM89 130V129H88ZM97 130H99V129H97ZM161 130H162V128H161ZM160 130V131H161ZM207 130H209V129H207ZM219 130V129H218ZM255 131V133L254 134H250V132H254ZM60 131V130H59ZM73 131V130H72ZM84 131H86V130H84ZM84 131H82V132H84ZM157 131V130H156ZM156 131H154V132H156ZM165 131V130H164ZM220 131V130H219ZM221 131H222V129H221ZM43 132H45V131H43ZM42 131H41V134H42V136H46V134L49 136V134L48 133H46V134H44ZM64 132V131H63ZM62 132V133H63ZM80 132V131H79ZM107 132V131H106ZM109 132V131H108ZM116 132H118V134H119V130H117ZM129 132V131H128ZM137 132V131H136ZM148 132V131H147ZM180 132V131H179ZM186 132V131H185ZM188 132H189V130H188ZM211 132V131H210ZM38 133H39V131H38ZM38 133L36 134V137H37V135H38ZM95 133V132H94ZM99 133V132H98ZM101 133V132H100ZM150 133V132H149ZM216 133H217V131H216ZM215 133V134H216ZM222 133V132H221ZM59 134H60V132H59ZM65 134V133H64ZM89 134V133H88ZM134 134V133H133ZM158 134H160V133H158ZM157 134V135H158ZM199 134V133H198ZM212 134H213V132L210 134V135H208V137L209 138H207V140H206V142H204L205 144V146H207L206 144H209L210 142H209V140H212L211 139V136H212ZM220 134V133H219ZM223 134V133H222ZM104 135V134H103ZM102 134L100 135L101 137L103 136ZM110 135V134H109ZM122 135V134H121ZM125 135H127V133L125 134ZM135 135V134H134ZM141 135H142V133H141ZM148 135V134H147ZM206 135V134H205ZM217 135H218V133H217ZM52 136V137H53ZM54 136V137H55ZM59 137H60V135H58ZM67 136V135H66ZM79 136V135H78ZM77 136V137H78ZM88 136V135H87ZM115 136V135H114ZM151 136V135H150ZM152 136H155V135H152ZM164 136V135H163ZM216 136V135H215ZM50 137V136H49ZM47 138V139H49V141H50V138ZM52 138V139H55V138ZM65 137V136H64ZM70 137V136H69ZM69 137H66L69 141H71V140H73V139H69ZM72 137V136H71ZM82 137V136H81ZM113 137V136H112ZM137 137V136H136ZM139 137V136H138ZM137 137V138H138ZM189 137H191V136H189ZM197 137V136H196ZM217 137V136H216ZM39 138H40V136H39ZM60 138H62V136L60 137ZM60 138H58V140L60 139ZM66 138H64V140L63 141H66L67 139ZM87 138V137H86ZM116 138V137H115ZM118 138V137H117ZM153 138V137H152ZM35 138H33V140H32V142L33 141H35L34 140ZM38 138H36V140H37ZM41 140H42V138H40ZM45 139H46V137H45ZM66 139V140H65ZM161 139H164V138H161ZM227 139V140H228ZM67 140V141H68ZM106 140V139H105ZM135 140V139H134ZM140 140V139H139ZM237 140H235V141H237ZM48 141V140H47ZM84 141V140H83ZM96 141H98L97 139H96ZM232 141V142H233ZM21 142V141H20ZM28 142V141H27ZM26 142V143H27ZM59 142V141H58ZM82 142V141H81ZM91 142V141H90ZM136 142H138V140L136 141ZM212 142V141H211ZM231 142V143H232ZM63 144H65V145H61V147L64 149V146H66L65 147V149L67 150L68 149V151H69V148H70V146H69V148H68V145H67V143L68 142H62ZM71 143V142H70ZM106 143V142H105ZM195 143V142H194ZM235 143V142H234ZM245 143V142H244ZM69 144V143H68ZM73 144H75V143H73ZM86 144V143H85ZM88 144H90V143H88ZM94 144H98L97 142L95 143V141H94ZM134 144V143H133ZM195 144H197V143H195ZM79 145V144H78ZM99 145H101V143L99 144ZM107 145H109V143L107 144ZM160 145V144H159ZM219 145V144H218ZM246 145V144H245ZM28 147H30L31 148V146L28 144L27 145ZM57 146V145H56ZM132 146V145H131ZM144 146V145H143ZM197 146L199 147V149H200V146L197 144ZM196 146V147H197ZM213 146V145H212ZM220 146V145H219ZM33 147H34V149L35 148H38V147H35V146H32V148H31V150H34L33 149ZM60 147V146H59ZM58 147V148H59ZM106 147V146H105ZM133 147V146H132ZM145 148V150H146V146H144ZM154 147V146H153ZM161 147V146H160ZM163 147V148H164ZM221 147V146H220ZM231 147V146H230ZM237 147V146H236ZM62 148H60L59 150H62ZM75 148V147H74ZM121 148V147H120ZM140 148V147H139ZM155 148V147H154ZM244 148V147H243ZM38 149H40V150H44L45 148H38ZM38 149L36 150H34V152L36 151V152H38V153H35V154H39V157L37 158V159H41V158H43L44 159V157L45 156H48L47 155V152H46V150L45 151H38ZM50 149V148H49ZM48 149V150H49ZM56 149V148H55ZM73 149V148H72ZM81 149V148H80ZM88 149V148H87ZM94 149V148H93ZM92 149V150H93ZM110 149V148H109ZM115 149V148H114ZM199 149L197 148H195L194 147V152H197L198 154H199ZM207 149H209L208 147H207ZM206 149V150H207ZM226 149V148H225ZM53 153H54V147H53ZM58 150V149H57ZM58 150V151H59ZM66 150H62V151H60V154H61V152L63 153V152H65ZM86 150V149H85ZM90 150V149H89ZM88 150V151H89ZM105 150V149H104ZM112 150H113V147H112ZM120 150V149H119ZM145 150H144V152H145ZM203 150V149H202ZM210 150V149H209ZM247 150V149H246ZM251 150V149H250ZM250 150H247L246 152H247V154H246V157L249 155V153H248V151L250 152ZM71 152H72V150H70ZM91 151V150H90ZM141 151V150H140ZM139 151V152H140ZM191 153H193L194 154V152H193V150L191 149ZM205 151V150H204ZM216 151H218V150H216ZM219 151H221L220 149H219ZM33 152V153H34ZM138 152V153H139ZM167 152V151H166ZM174 152V151H173ZM172 152V153H173ZM190 152V151H189ZM207 152V151H206ZM52 153V154H53ZM56 153V152H55ZM58 153V152H57ZM67 153V152H66ZM70 153V152H69ZM83 153V152H82ZM100 153H101V151H100ZM103 153H105V152H103ZM112 153V152H111ZM197 153H195V154H197ZM225 153V152H224ZM71 154V153H70ZM74 155H76L75 154V152L73 153ZM73 154H71V155H73ZM164 154V153H163ZM174 154V153H173ZM222 154V153H221ZM62 155V154H61ZM67 155V154H66ZM73 155V156H74ZM106 155V154H105ZM174 155H176V153L174 154ZM176 155V156H177ZM30 158H29V157ZM36 156V155H35ZM50 156V155H49ZM63 156H65V154L63 153ZM104 156V155H103ZM130 156V155H129ZM146 156V158H147V155H145ZM144 156V157H145ZM161 156V155H160ZM159 156V157H160ZM176 156H175V159H176ZM232 156V155H231ZM41 157V158H40ZM68 158L70 157V156H67ZM142 158H143V156H141ZM140 157V158H141ZM158 157V158H159ZM163 157H164V155H163ZM170 157V156H169ZM202 157H204V156H202ZM249 157V156H248ZM253 157H255V159H254V161H253ZM60 158H63L62 156L60 157ZM66 157H64V159H65ZM68 158H66V160L68 159ZM72 158V157H71ZM107 158V157H106ZM171 158H172V156H171ZM200 158V157H199ZM238 158V157H237ZM250 158V157H249ZM20 159V160H21ZM42 159V160H43ZM108 159V158H107ZM128 159H129V157H128ZM139 159V158H138ZM213 159H215V158H213ZM241 159V158H240ZM18 161V163L20 164L21 163V161ZM68 160H70V159H68ZM102 160H104V158H102ZM134 160V159H133ZM159 160V159H158ZM161 160V159H160ZM181 160V161H180ZM16 161V162H17ZM23 161V160H22ZM33 161H34V159H33ZM72 161V160H71ZM106 161H108V160H106ZM122 161V160H121ZM156 161V160H155ZM242 161V160H241ZM243 161H245V160H243ZM249 161V162H248ZM35 162H36V159H35ZM34 162V163H35ZM46 162V161H45ZM189 162H191V161H189ZM31 163H33V162H31ZM56 163V162H55ZM79 163H80V161H79ZM141 163H143V162H141ZM140 163V164H141ZM168 162H166V164H167ZM242 163V162H241ZM17 165V163H15L14 162V165ZM23 164H24V162H23ZM46 164V163H45ZM50 164V163H49ZM57 164V163H56ZM59 164H61V163H59ZM212 164V163H211ZM214 164V163H213ZM245 164V163H244ZM243 164V165H244ZM39 165V164H38ZM55 165V164H54ZM54 165H53V169H54ZM65 165V164H64ZM102 165V164H101ZM121 165V164H120ZM176 165V164H175ZM178 165V164H177ZM18 166V165H17ZM16 166V167H17ZM26 166V165H25ZM47 166V165H46ZM57 166V165H56ZM84 166V165H83ZM99 166V165H98ZM123 166V165H122ZM179 166V165H178ZM3 167H4V169H3ZM15 167V168H16ZM22 167V166H21ZM41 167V166H40ZM51 167L52 166H50L49 168L51 169ZM59 167V166H58ZM61 167H63V166H61ZM61 167H60V169H61ZM66 167V166H65ZM75 167V166H74ZM79 167V166H78ZM105 167V166H104ZM115 167V166H114ZM184 167V166H183ZM32 168H33V166H32ZM49 168H47L48 170L47 171H49L50 169ZM96 168V167H95ZM176 168V167H175ZM178 168V167H177ZM14 169V168H13ZM16 169H19V166H18V168H16ZM45 169V168H44ZM52 169V171L50 170V174H51V172L54 174V171L55 170H53ZM68 169V168H67ZM66 169V170H67ZM73 169V168H72ZM102 169V168H101ZM252 169V172H254V173H256L257 175H258V181H256V182H254V185H253V187H251V189L253 188L254 190H253V192H252V198L251 199H249L248 200V198L245 196L244 197V195H243V197L239 200L238 198H236L235 197V195H234V191H232V189H233V187H234V185H235V177H233V175L234 176H237V177H244L245 175H248L249 174V171ZM5 170H7V169H5ZM58 170V169H57ZM62 170V169H61ZM60 170V171H61ZM75 170V169H74ZM173 170H175V169H173ZM181 170V169H180ZM33 171V170H32ZM39 170H37V172H38ZM59 171V170H58ZM166 173H165V172ZM18 172V171H17ZM30 172V171H29ZM34 172V171H33ZM42 172H44V171H42ZM72 172V171H71ZM70 172V173H71ZM74 173H73V175H77V173L75 174V171H73ZM108 172V171H107ZM158 172H161V174H159ZM181 172H183V170L181 171ZM4 173H5V171H4ZM14 173V172H13ZM19 173V172H18ZM28 173V172H27ZM64 173H65V171H64ZM67 173V172H66ZM173 173H176V172H174L173 171ZM173 173H172V175H173ZM184 173H186L184 176H186L187 175V172H185V170H184ZM250 173H251V171H250ZM15 174V173H14ZM20 174V173H19ZM56 174V173H55ZM121 174V173H120ZM140 174H142V177L140 178ZM177 174H179V173H176L175 175L177 176ZM21 175V174H20ZM32 175V174H31ZM52 175V174H51ZM166 175V177H168ZM171 175V176H172ZM182 175V174H181ZM182 175V176H183ZM187 175V176H188ZM254 175V174H253ZM7 176H9L8 174H7ZM6 176V177H7ZM11 177H9V178H7V184H8V186H6L7 184H5V187H7L8 189H7V193H9L10 191H8L9 189L10 190H12V192H11V194L14 192L13 190H15V192L14 193H17L16 192V189L17 190H20V189H18V187L20 186V184L17 186V185H15V183L16 182H18V178H19V175H18V177H16L17 176V173H16V175H15V178H17L16 180H14L15 178H14V176H12V175H10ZM44 176V175H43ZM54 176V175H53ZM55 176H57V174L55 175ZM88 176V175H87ZM104 176H106L105 174H104ZM181 176V178H183ZM249 176V175H248ZM51 177V176H50ZM49 177V178H50ZM108 177V176H107ZM140 179H139V178ZM30 178V177H29ZM57 178V177H56ZM106 178V177H105ZM162 178H163V176H162ZM165 178V177H164ZM173 178V177H172ZM172 178H171V180H170V182H172ZM6 179V178H5ZM22 179V178H21ZM38 179V178H37ZM42 179V178H41ZM99 179V178H98ZM103 179L104 178H102L101 179V181H103ZM118 179V178H117ZM122 179V178H121ZM178 179V180H177ZM174 182H179V181H181V179L178 177ZM180 179V180H179ZM186 181H188V178L186 177ZM210 179L212 180L211 181V183H210ZM214 179V180H213ZM248 179H250V178H248ZM45 180V179H44ZM90 180V179H89ZM91 180H92V178H91ZM95 180V179H94ZM120 180V179H119ZM118 180V181H119ZM162 180V179H161ZM165 180H166V178H165ZM165 180H164V182H165ZM190 180V181H191ZM195 180V181H194ZM58 180L57 179H55V181H52V182H56V183H58L57 182ZM213 181H215V184H213ZM22 182V181H21ZM21 182H19V183H21ZM39 182V181H38ZM46 182V181H45ZM45 182H43V183H45ZM89 182V181H88ZM87 182V183H88ZM91 182V181H90ZM93 182V181H92ZM92 182H91V184H92ZM95 182H96V180H95ZM162 182V181H161ZM174 182H173V184H174ZM176 182V183H177ZM182 182H184V181H182ZM41 183V182H40ZM39 183V184H40ZM79 183V182H78ZM77 183V184H78ZM101 183V182H100ZM100 183H98V184H100ZM155 183V185L159 188H157V190H159V191H164L165 190V194H163V195H159V192H158V197H156V199H152V195L154 194V193H152V195H150L151 194V192H152V190H156V188H154L153 187V184ZM188 183H189V181H188ZM187 183V184H188ZM252 183V182H251ZM250 183V184H251ZM17 184V183H16ZM22 184V183H21ZM42 184V183H41ZM46 184H47V182H46ZM55 184V183H54ZM127 183H125V184H123L122 182H118V183H116L115 182V184L114 185H112V186H109V188L108 187H105L104 186V188H106L107 190L103 193V194H101L100 192H102V191H100L99 193L97 192V190L99 189L100 190V188L102 189V187H96L95 189H96V192L98 193V194H100L101 196L103 195V197H101L100 199H99V196H98V199H99V201H97V200H95V201H97V203H99L98 205H96V206H94V210H95V208L96 209H98L99 211H100V209H103L105 206V204L107 203L108 204V202H110V203H112L113 202V200L115 199L114 197H116V196H118V197H120V196H122V195H124V193L125 192H127L128 191V189L127 188H130V187H128V185H126ZM180 184H183V183H180ZM187 184H186V188H187ZM22 185H24V184H22ZM21 185V186H22ZM29 185V184H28ZM34 185V184H33ZM45 185V184H44ZM49 185V184H48ZM56 185V184H55ZM86 185V184H85ZM89 185V184H88ZM88 185H86V186H88ZM93 185V184H92ZM111 185V184H110ZM171 185V184H170ZM177 185H178V183H177ZM177 185H176V187H177ZM243 185V184H242ZM17 186V188L15 189V187ZM25 186V185H24ZM24 186H22V187H24ZM30 186H32V185H30ZM35 186H37V184H35L34 185V187ZM57 186V185H56ZM65 186V185H64ZM81 186V185H80ZM83 186V185H82ZM96 186H99V185H96ZM127 186V187H126ZM129 186H131V182H130V185ZM183 186V185H182ZM189 186H191L190 184H189ZM192 186H193V184H192ZM248 186H250V185H248ZM4 187V188H5ZM27 188H28V186H26ZM93 187V186H92ZM132 187V186H131ZM175 187V189H177ZM179 187H180V185H179ZM184 187H185V185H184ZM213 187H216L217 189H221L220 191H221V193L223 194V195H221L220 193H215L214 194V192L213 191H215L216 190V188H213ZM20 188V187H19ZM63 188V187H62ZM76 188V187H75ZM171 188H174V187H172V185H171ZM181 189H183L182 187H180ZM180 188H178V190L180 189ZM185 188V189H186ZM190 188V187H189ZM194 188H195V186H194ZM31 189H34V188H32L31 187ZM91 189V188H90ZM89 189V190H90ZM166 189H169L170 190V193H168L167 192V190ZM211 189H212V191H211ZM215 189V190H214ZM244 189V188H243ZM246 189V188H245ZM25 190V189H24ZM36 190H38V186L36 187V189H35V191ZM50 190H52V189H50ZM79 190V189H78ZM130 190V189H129ZM187 190H188V188H187ZM21 191V190H20ZM22 191H23V188H22ZM21 191V192H22ZM26 191H28V190H26ZM75 191V190H74ZM217 191V190H216ZM215 191V192H216ZM219 191V192H220ZM241 191V190H240ZM252 191V190H251ZM21 192H19L20 194H23V192H25V191H23L22 193ZM32 192H33V190H32ZM37 192V191H36ZM53 192V191H52ZM70 192V191H69ZM77 192V191H76ZM154 192V191H153ZM166 192L168 193V195L166 194ZM184 193H185V190L183 191ZM188 192V191H187ZM186 192V195H188V193ZM190 192H191V190H190ZM189 192V193H190ZM213 192V193H212ZM6 193V194H7ZM13 193V194H14ZM19 193H17V195L19 194ZM34 194V197H35V195L38 193H36L35 194V192H33ZM90 193V195H92L91 194V192H89ZM105 193H107L106 195H105ZM150 193V194H149ZM0 194H1V191H0ZM6 194H2L3 196L4 195H6ZM10 194V193H9ZM25 194V193H24ZM67 194V193H66ZM220 194V195H219ZM38 195V194H37ZM36 195V197H38ZM39 195H40V193H39ZM47 195V194H46ZM75 195V194H74ZM96 195V194H95ZM105 195V196H104ZM135 195V199H133V196ZM240 195V194H239ZM247 195H249V194H247ZM10 196V195H9ZM8 196V194L6 195V197H9ZM12 196V195H11ZM20 196V195H19ZM19 196H17V197H19ZM25 196V195H24ZM42 196V195H41ZM44 196V195H43ZM207 198V197H209L208 198V200L207 199H205V197ZM242 196V195H241ZM33 197V196H32ZM53 197V196H52ZM87 197V196H86ZM28 198H30V197H28ZM121 198V197H120ZM147 198H149V200L147 201V202H144V201H140V200H142V199H147ZM247 198V199H246ZM7 199V198H6ZM10 199H12V197L11 198H9V200ZM82 199V198H81ZM15 200H17V198L15 199ZM22 200V199H21ZM38 200H40L39 198H38ZM202 200H206L207 201V205L205 204V202L204 201H202ZM241 200H243V201H246V203L247 202H251L252 203V208H251V210H247L246 208H244L243 206H242V204L240 205L239 203H240V201ZM2 201H5L4 199L2 200ZM66 201V200H65ZM71 201V200H70ZM70 201H69V203H70ZM93 202H94V200H92ZM6 202V201H5ZM8 202V201H7ZM11 202H12V200H11ZM15 202V201H14ZM14 202H12V205L9 207L8 206V210H10V208L13 206V203ZM34 202H36L35 200H33L32 198L31 199H29L27 202H25V203H23V204H21L20 205V207H18V206H16V204H15V208H13L12 207V210H11V213H10V211H9V213H10V216L12 215V213L14 214V213H16V207H17V210H18V208H19V212H17V214H18V216H20L21 218H19L18 216L16 217V219L18 218L19 220L21 219H25V217L27 218V214H29L30 212H35V211H37V206H36V204L34 203ZM133 202H136V203H133ZM194 203V205H192L193 207H191L190 208V206L189 207H186V203ZM203 202H204V204H203ZM212 202V201H211ZM242 202V201H241ZM1 203V202H0ZM9 203V202H8ZM20 203V202H19ZM43 203V202H42ZM110 203H109V205H110ZM215 203V202H214ZM218 203H215V204H218ZM223 203V204H222ZM78 204V203H77ZM175 204V205H174ZM75 205V204H74ZM151 205V206H150ZM174 205V208L175 209H173V210H177L178 212H176V211H171L170 212V210H171V208H172V206ZM205 205H206V207H205ZM227 205V206H226ZM249 205V204H248ZM44 206V205H43ZM48 206V205H47ZM56 206H57V204H56ZM113 206H114V204H113ZM155 206H154V210H156V208H155ZM196 206H198L199 208H200V210L197 212V211H195V207ZM208 206V207H207ZM218 206V205H217ZM219 206H220V204H219ZM70 207V206H69ZM39 208V207H38ZM74 208V207H73ZM140 208V207H139ZM222 208V209H223ZM4 209H7V207L6 208H4ZM4 209H2V211L4 210ZM13 209H15V210H13ZM56 209V208H55ZM62 209V208H61ZM60 209V210H61ZM145 209V210H146ZM151 209V208H150ZM159 209V208H158ZM157 209V210H158ZM179 209H184L183 210V212H182V210H179ZM219 210H220V208H218ZM222 209L220 210L221 212H223L222 211ZM8 210H7V212H8ZM39 210V209H38ZM50 210V209H49ZM59 210V209H58ZM93 210V211H94ZM109 210V209H108ZM152 210H153V208H152ZM213 210H217V208L216 209H214L213 208ZM84 211V210H83ZM129 211H134V209L132 210H129ZM141 212V211H144V210H138V212ZM148 211V210H147ZM146 211V213H148ZM161 211V210H160ZM160 211H158L159 213H157V214H161L160 213ZM186 211V210H185ZM220 211H218V212H220ZM5 212V211H4ZM37 212H39V211H37ZM37 212H35V214L37 213ZM124 212V213H123ZM127 212V211H126ZM139 212V214H141ZM154 212V211H153ZM157 212V211H156ZM175 212V213H177V214H174V215H176V217H174V215L173 216H171L172 218H170V215L171 214H173V213ZM215 212H217V211H215ZM214 212V213H215ZM220 212V213H221ZM31 213V214H32ZM60 213V212H59ZM91 213V212H90ZM92 213H94V212H92ZM136 213H137V210H136ZM136 213H134L135 215H138V213L136 214ZM151 213H152V211H151ZM211 213V212H210ZM213 213V212H212ZM0 214H3V212L2 213H0ZM5 214H6V212H5ZM16 214V215H17ZM34 214V215H35ZM38 214H41L40 216L38 215ZM38 214H36V215H38L39 216V218H44V216H42V213L40 212V213H38ZM63 214V213H62ZM95 214V213H94ZM132 214V213H131ZM153 214V213H152ZM156 214V216H158ZM6 215H8V214H6ZM30 215V214H29ZM55 215V214H54ZM104 215V214H103ZM144 215H145V213H144ZM150 215V214H149ZM153 215H155V214H153ZM193 215V214H192ZM218 215H220L219 213H218ZM129 216V215H128ZM186 216V218L187 217H190V216H187V214L185 215ZM4 217V216H3ZM3 217H1V218H3ZM9 217V216H8ZM7 217V218H8ZM29 217V216H28ZM32 217V216H31ZM36 217V216H35ZM47 217H49V215L47 216ZM52 217V216H51ZM103 217V216H102ZM130 217H131V215H130ZM41 218V219H42ZM57 218H58V216H57ZM90 218V217H89ZM88 218V219H89ZM160 218V217H159ZM185 218V217H184ZM211 218V217H210ZM212 218V219H213ZM32 219V218H31ZM53 219V218H52ZM101 219V218H100ZM104 219V218H103ZM111 219V220H110ZM146 219V218H145ZM162 219H160V220H162ZM171 221H170V220ZM190 219H191V217H190ZM18 220V221H19ZM26 220H28V219H26ZM33 220V219H32ZM32 220H31V222H32ZM40 220V219H39ZM48 220V219H47ZM46 220V221H47ZM91 220V219H90ZM89 220V221H90ZM94 220V219H93ZM157 220V219H156ZM179 220V221H178ZM181 220H182V218H181ZM185 220V219H184ZM183 220V221H184ZM8 221V222H7ZM18 221H15V218H14V220H12V219H10V220H5V222H7L5 225L7 226V229H8V232H6V230H5V232H1L2 234V238L1 239H4L5 240V238L4 237H9L10 235H13L12 233H14V231L13 230H18L17 228H15L16 227V224H15V222L18 224ZM86 221H87V219H86ZM96 221V220H95ZM98 221V220H97ZM104 221V222H105ZM147 221V220H146ZM187 221H189V220H186V222ZM191 221V220H190ZM194 220H192V222H193ZM206 221V220H205ZM226 221V222H227ZM27 223H28V221H26ZM30 222V221H29ZM51 222V221H50ZM108 222V221H107ZM120 222V223H121ZM159 222V221H158ZM179 222V223H178ZM95 223V222H94ZM98 223V222H97ZM97 223H95L94 224V226H93V228L92 229H90V232L92 233H94L97 229H98V226L100 225V224H103V222H102V220H101V222H99L98 224ZM119 223V225H120V227L122 228H124V225L122 226L121 224ZM135 223V222H134ZM142 223V222H141ZM184 223V222H183ZM237 224V229L234 231L232 228H231V225L232 224ZM1 224V223H0ZM21 224H23L22 223V221H21ZM20 224V225H21ZM31 224V223H30ZM40 224V223H39ZM39 224H37V225H39ZM105 224V223H104ZM107 224H109V223H107ZM125 224V223H124ZM133 224V223H132ZM140 224V223H139ZM157 224V222H155V225ZM197 224V225H196ZM51 225V224H50ZM62 225V224H61ZM117 225L118 224H116V227H117ZM138 225V224H137ZM154 225V224H153ZM152 225V226H153ZM154 225V226H155ZM160 225H162V224H160ZM189 225H191V224H189ZM203 225V226H202ZM205 225H206V223H205ZM208 225V226H209ZM3 226V225H2ZM25 226H27V224L25 225ZM32 225H30V227H31ZM101 226H103V225H101ZM107 226V225H106ZM125 226H126V224H125ZM134 226V225H133ZM153 226V228H155ZM157 226V225H156ZM193 225H191V228H193L192 227ZM197 226V227H196ZM207 226V225H206ZM206 226H205V228H206ZM3 227H5V226H3ZM2 227V228H3ZM18 227V226H17ZM73 227V226H72ZM103 227H105V226H103ZM120 227L118 226V228L120 229ZM128 227V226H127ZM141 227V226H140ZM160 227H162V226H160ZM177 225H176V229H177ZM183 227H184V225H183ZM202 227V228H201ZM23 228V227H22ZM27 229L29 228L28 226L26 227ZM35 228V227H34ZM64 228V227H63ZM74 228V227H73ZM100 228V227H99ZM109 228V227H108ZM114 228H115V225H114ZM118 228H116L117 230H118ZM122 228V229H123ZM126 228V227H125ZM125 228H124V230H125ZM148 228H151V226L150 227H148ZM159 228V227H158ZM188 228V227H187ZM193 228V229H194ZM209 227H207V230L206 231H208V229H210ZM24 229V228H23ZM23 229H22V231H23ZM86 229V228H85ZM103 229V228H102ZM106 230H107V228H105ZM104 229V230H105ZM109 229H112L111 227L109 228ZM139 229V228H138ZM145 229H147V228H145ZM162 229V228H161ZM38 230V229H37ZM70 230H71V228H70ZM73 230H75V229H73ZM72 230V231H73ZM80 230V229H79ZM84 230V229H83ZM95 230V231H94ZM99 230V229H98ZM105 230V232H95L97 235H96V237L99 239V242L100 243H98V245H99V247H96L97 248V251H96V253H95V251H93V250H91V252L94 254H96L95 255V257L97 258L98 257V254H100V255H102L104 252H106L107 254L109 253V255H107V257L106 258H108V259H111L110 261L112 262L113 261V264H155V261H157L158 259H156L155 257H154V260H150V258H149V256H148V258L146 259V261L144 262H142V255H143V257H144V255L145 256H147V254L148 255H150L149 253H145L144 251L145 250H143L144 248H145V245H143L142 244V248H139L138 247V249H136V246H135V248H133L131 245V243L130 244H127V242H128V240H126L125 239V237H124V239L126 240L125 242H124V240H123V238H122V235H123V231L121 232L122 233V235H121V233H119V232H117L115 229H114V231L113 230H111V232H109V231H106ZM128 230V229H127ZM133 230V229H132ZM148 230V229H147ZM150 230H153L154 231V229H150ZM156 230V229H155ZM181 231L182 229L180 228H178V230H176V231ZM184 230V229H183ZM182 230V231H183ZM211 230V229H210ZM3 231H4V229H3ZM18 231H20V229L18 230ZM21 231V232H22ZM88 231V230H87ZM119 231H121V229L119 230ZM138 231H140V230H138ZM145 231V230H144ZM180 231H179V233H180ZM11 232V233H10ZM30 232H31V230H30ZM29 232V233H30ZM48 232V231H47ZM46 232V233H47ZM60 232V231H59ZM74 232V231H73ZM90 232H88L87 234H88V236H89V234H90ZM156 232V231H155ZM166 232V231H165ZM171 232H169V233H171ZM184 232V231H183ZM24 233V232H23ZM32 233V232H31ZM51 233V232H50ZM82 233H84L83 235H85V232H82ZM82 233H81V236L80 235H78L79 237H82ZM124 233H126V232H124ZM130 233V232H129ZM135 233V232H134ZM138 233V232H137ZM154 233V232H153ZM179 233H177V234H179ZM182 233V232H181ZM15 234V233H14ZM16 234H17V231H16ZM21 234V233H20ZM28 234V233H27ZM27 234H25V236L27 235ZM48 234V233H47ZM55 234H56V232H55ZM76 234H79L78 233V231L76 232V233H74V235L76 236ZM139 234V233H138ZM146 234V233H145ZM148 234V233H147ZM176 234V235H177ZM187 234V235H188ZM211 234V235H210ZM28 235H30V234H28ZM41 235V234H40ZM43 235V234H42ZM42 235H41V238H42V240H41V238H39V240L42 242L43 241V238H45V234L43 235L44 237H42ZM52 235V234H51ZM67 235V234H66ZM74 235H70V236H74ZM126 235V234H125ZM153 235H155V234H153ZM152 235V238L153 239H155L154 238V236ZM186 235V234H185ZM186 235V236H187ZM14 236V235H13ZM13 236H11V237H13ZM25 236H24V239H25ZM33 236V235H32ZM47 236V235H46ZM56 237H58L57 236V234L55 235ZM85 236H87V235H85ZM124 236V235H123ZM130 236V235H129ZM160 236V235H159ZM188 236V237H189ZM8 237H7V239H8ZM11 237H10V239H11ZM28 239L30 238V236L28 237V236H26ZM53 237V236H52ZM51 237V238H52ZM84 237V236H83ZM135 237H137V236H135ZM135 237L133 238V239H135ZM150 238H151V234H150V236H149ZM156 237V236H155ZM174 238H176V237H178V236H173ZM192 237V236H191ZM26 238V239H27ZM91 238V237H90ZM89 238V241H87L88 242V244L87 245H89V242H90V239ZM95 238V237H94ZM96 238V239H97ZM149 238V239H150ZM171 238H172V236H171ZM184 238V237H183ZM1 239H0V241H1ZM20 239H22V238H20ZM25 240V241H27V242H25L24 244L26 245V246H28V247H30L32 244H34V243H31L30 241H32V240ZM31 239H33V237H31ZM46 239H47V237H46ZM62 239V238H61ZM137 239V238H136ZM152 239V240H153ZM163 239V238H162ZM186 239V238H185ZM189 239H190V237H189ZM3 240V241H4ZM52 240V239H51ZM156 240V239H155ZM159 240V239H158ZM164 240V239H163ZM166 240V239H165ZM173 240V239H172ZM176 240H178V239H175L174 241H176ZM187 240V239H186ZM193 240V239H192ZM202 240V241H201ZM19 241V240H18ZM17 241V242H18ZM45 241V243H47L46 241L47 240H44ZM84 241H86V240H84ZM92 241H93V238H92ZM98 241V240H97ZM136 241H138V240H136ZM147 241H149L148 239H147ZM160 241H161V239H160ZM167 241V240H166ZM168 241H171V240H168ZM185 241V240H184ZM183 241V242H184ZM201 241V242H200ZM2 242V241H1ZM21 242V241H20ZM29 242V244L27 245L26 243H28ZM39 242V241H38ZM40 242V243H41ZM48 242H49V239H48ZM86 242V243H87ZM133 242H135V240L133 241ZM150 242V241H149ZM165 242V241H164ZM173 242V241H172ZM172 242H170L171 243V245H172V247H173V243ZM183 242H181L182 244H183ZM194 242V241H193ZM200 242V243H199ZM206 242H204V243H206ZM5 243H7V242H5ZM13 243H15V242H13ZM84 243V242H83ZM148 243V242H147ZM147 243H146V245H147ZM155 243V242H154ZM170 243H169V247H170ZM180 243V241H179V244H181ZM189 243V241H187V244ZM3 244V243H2ZM24 244H22V246H24ZM31 244V245H30ZM85 244V243H84ZM84 244H82L81 245V247L78 249L79 251H81V248H83L82 246L84 245ZM136 244V243H135ZM151 244V243H150ZM176 244H178V241H177V243ZM175 244V245H176ZM186 244V243H185ZM186 244V245H187ZM202 244V243H201ZM18 245H20L19 243H18ZM17 245V246H18ZM40 245V244H39ZM97 245V244H96ZM140 245V244H139ZM138 245V246H139ZM149 245V244H148ZM153 245V244H152ZM160 245V244H159ZM174 245V246H175ZM206 245V244H205ZM134 246V245H133ZM165 246V245H164ZM166 246H167V244H166ZM165 246V247H166ZM183 245H181L180 247H182ZM191 246V245H190ZM190 246H188V248H190ZM201 246V245H200ZM207 246H206V248H207ZM238 246H240V247H238ZM241 246H244V249L246 248V252H245V250L244 249H242V250H244V252L242 251H240V252H236V250H238V248L239 249H241L242 247ZM254 246H255V248L257 247V249L258 250H256L255 251V253L256 254H252L251 255V251H253L254 252V250H253V248H254ZM5 247V246H4ZM3 247V248H4ZM32 247V246H31ZM30 247V248H31ZM84 247H85V245H84ZM141 247V246H140ZM163 247V246H162ZM164 247V248H165ZM172 247H171V249H172ZM176 247H178V245L176 246ZM185 247V246H184ZM253 247V248H252ZM21 248V247H20ZM24 248H25V246H24ZM27 248V247H26ZM99 248V249H98ZM147 248H148V246H147ZM159 248V247H158ZM157 248V249H158ZM167 248V247H166ZM188 248H186V250H184V251H187V249ZM192 248V247H191ZM201 248V247H200ZM202 248H204V246L202 247ZM201 248V249H202ZM252 248V249H251ZM6 249V248H5ZM92 249H94V248H92ZM146 249V248H145ZM149 249V248H148ZM162 249V248H161ZM167 249H169V248H167ZM184 249V248H183ZM182 249V250H183ZM201 249H200V251L199 252H201ZM1 250V249H0ZM16 250V249H15ZM19 250H21V249H19ZM24 250V249H23ZM28 251L30 250L29 248L27 249ZM27 250H26V252H27ZM83 250V249H82ZM94 250H96V249H94ZM173 250V249H172ZM171 250V251H172ZM4 252H7V251H5V250H3ZM11 251V250H10ZM13 251V250H12ZM12 251H11V255L13 254L12 253ZM156 251V250H155ZM154 251V252H155ZM164 251V255L162 256L161 255V262H162V264H173L171 261H172V259H173V257L175 258L176 257V259H175V261L178 259L177 258V255L176 254H172L171 255V253L170 252H167L168 250H163ZM189 251H191V249L190 250H188V254H190V252ZM16 252V251H15ZM26 252H25V255H27V254H29V252H32V251H29V252H27V254H26ZM84 252H86L85 254H88L89 253V249H87L86 251H84ZM179 252H180V250H179ZM178 251H177V254L179 253ZM182 252V251H181ZM193 252V251H192ZM192 252H191V254H192ZM193 252V253H194ZM7 253H9V251L7 252ZM7 253H2V254H7ZM81 253V252H80ZM150 253H152L151 251H150ZM158 253V252H157ZM157 253H155V256L156 255H158ZM168 253H170V255L168 254ZM184 253H186V252H184ZM209 253V254H208ZM235 253H237V254H240L239 256H237V257H235ZM242 253H244L245 254V256H244V254H242ZM250 253V254H249ZM258 253V254H257ZM2 254L0 255L1 257H2ZM18 254V252H16V255ZM92 254V255H93ZM161 254V253H160ZM159 254V255H160ZM263 254V255H262ZM10 255V254H9ZM31 257H30V256ZM29 255H27V257L26 258H28V257H30V258H32V256H33V254L31 253V254H29ZM70 255H72V254H70ZM70 255H67V256H69V257H71ZM77 255V254H76ZM81 255H83V253L81 254ZM91 255V256H92ZM103 255H105V253L103 254ZM185 255V254H184ZM195 255V254H194ZM8 256V255H7ZM18 256V255H17ZM23 256V255H22ZM89 255H87V257H88ZM150 256H152V255H150ZM173 256V257H172ZM190 256V255H189ZM11 257V256H10ZM15 257V256H14ZM101 257H103L102 258V260L104 261V256H101ZM101 257H98V258H101ZM159 256H157V258H158ZM162 257H164V260L162 261ZM186 257V256H185ZM13 258V257H12ZM79 258V257H78ZM153 258V257H152ZM192 258V257H191ZM42 259V258H41ZM52 259H53V257H52ZM68 258H66L65 257V261L67 260ZM70 259V258H69ZM89 259H90V256H89ZM89 259H86V260H88V261H90ZM92 259V258H91ZM108 259H105V262H106V260L108 261ZM156 259V260H155ZM231 259V260H230ZM3 260H4V257H3ZM31 260H33V258L31 259ZM70 260H72V259H70ZM67 261L66 262V264H71L72 262H73V260L72 261ZM97 260V259H96ZM100 260V259H99ZM98 260V261H99ZM186 260V259H185ZM190 260V259H189ZM25 261V260H24ZM101 261V260H100ZM102 261V262H103ZM174 261V260H173ZM26 262H27V260H26ZM31 262V261H30ZM43 262V261H42ZM154 262V263H153ZM190 262H188V264L190 263ZM78 263V262H77ZM76 263V264H77ZM101 263V262H100ZM100 263H97V264H100ZM186 263V262H185ZM9 264H11V263H9ZM54 264V263H53ZM105 264V263H104ZM107 264H109V263H107ZM157 264H158V262H157ZM159 264H160V262H159ZM182 264H184V263H182ZM187 264V263H186ZM202 264H203V262H202Z\"/></svg>",
  "mask_w": 264,
  "mask_h": 264
}]
</instances>
